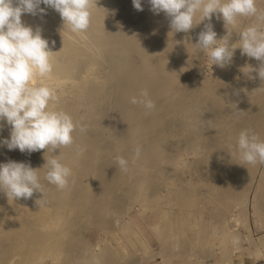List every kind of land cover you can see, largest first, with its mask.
Here are the masks:
<instances>
[{
    "label": "rangeland",
    "instance_id": "1",
    "mask_svg": "<svg viewBox=\"0 0 264 264\" xmlns=\"http://www.w3.org/2000/svg\"><path fill=\"white\" fill-rule=\"evenodd\" d=\"M92 1V0H91ZM95 1H97V0H93V2H95ZM99 1V0H98ZM103 1H107V2H110V3H115V0L113 1H111V0H103ZM117 1H119V0H117ZM116 1V2H117ZM120 1H122V0H120ZM127 1L129 2V1H131V2H129V3H127ZM258 0H256V3H257V5H259V4H261V5H263V6H261V5H259L261 8H262V11H264V3H262V2H264L263 0H261V3H259L260 2V0L257 2ZM92 2V3H93ZM100 2V1H99ZM123 2L126 4V6H128L129 4H131L130 6H128V7H130V11H129V13H130V15L128 14V12H124V10H123V12L126 14V16H123V18L121 17V15H120V20H118L116 23H115V27L117 28V31H116V29H115V27H114V32L116 33H114L115 35H116V37L118 38V40H122V41H119V43L120 42H123V40H124V38H125V35L122 37L121 35H118L117 36V32H119V34H122V33H120L121 32V29L123 30V34H126L127 35V32H129L133 27H136V28H134V29H132L131 30V32H130V35H131V37H130V35L128 34L127 35V37L125 38V39H129V37L130 38H134V35H137V36H135V38L133 39L134 41H135V39L137 40V39H139L138 40V42H140L139 44H135V45H139V46H137V47H139V48H137L138 49V52L140 53L141 51V53L139 54V53H137V51H135V50H137L136 48H132L133 49V51L131 50L130 51V49L129 48H127L128 49V52L130 51V53H126L125 52V54H130L128 57L125 55L123 58L121 57V59L119 60V61H121V63H119V61H118V63H116V61H115V64L113 65L114 66V68H115V70L116 71H118V69L120 68L121 70H122V68L123 67H120V66H122V64H123V61H124V63L125 64H127L125 61H128V64H127V66L125 65H123L124 66V69H123V71H121V73L123 72L124 73V75H122V74H120V75H114V72H116L114 69H112L111 68V66L112 65H110L111 63L113 64V60H112V62L110 63V61H104L103 60V63L104 62H106V63H104V65H102L101 63V61H99V63L98 64H101L100 66H101V68H100V66L99 67H97V65H92V66H88L89 67V69H88V67H87V69H85V67L84 68H81L78 72V74H80L79 76L80 77H83L86 73H87V75H89L88 77H86V75L83 77V78H81L80 80H82L83 82L85 81V83H87V82H89L90 80L91 81H94L95 80V78L96 79H98V80H96L95 82H98L97 84H95V86L93 85V87L92 86H90L91 84H90V82L88 83V84H90V85H88L87 84V88H88V86H90L89 87V89L87 90V88H85V91L87 90L88 92H86L85 93V91L84 92H79L75 87V85L76 84H81V82L82 81H80L77 77H75L76 75H73L72 76V78H71V76L69 77V80H68V77H67V75L66 74H62V73H58V72H55V73H58V74H60V76L58 77V76H56L57 74H55V73H52V72H54V71H52L49 75H47V76H40L39 74H37L36 76H35V78L33 79V81H31L30 82V86H32V87H38V86H47V87H49L50 89H52L53 90V93H54V95L57 97V99L55 100V101H52V102H50V105H49V107L51 108V109H53V110H63V111H65V112H67L68 114H70L71 115V117H73V120L74 121H79V122H81V123H83V124H86L87 125V127H88V129L89 130H91L89 133H87L89 130H87V132L85 133V134H87V135H89V136H91V138L90 139H93V136L91 135V132H93L92 134H94V133H96V134H94V136H96L95 137V139L91 142V144H86V146L88 145V148H90V150L88 149V148H86V146H84V145H82V148H84L85 147V149H88L87 150V152L88 151H90L91 153H93L94 151L96 152V151H98V154H97V158L98 159H95L96 157H94V161L95 162H97L98 160V163H99V165H98V163L96 164L95 162H93V163H95L98 167H96V165L95 164H93L94 165V169L93 170H95L94 171V176L96 177V175H97V177L95 178V180H96V182H95V180H94V183H96L95 185H93L92 184V187L94 188V187H96L95 189H93V188H91V191H92V189H93V191H95V192H91L90 191V193L89 194H87V193H84V194H82V193H79V194H81V197H82V199H84L83 200V204H85V206L84 205H82V203H81V199H78V198H80V197H78V196H80L79 194H77V193H74L75 195H78V196H75V195H72V193L73 192H71V195H69L70 197V199H72V202H73V198L72 197H75V199H76V203L77 204H75V205H72L73 203L71 202V200H70V202L72 203L71 204V208L73 207V206H75V208L77 207L76 205H78V206H83V207H85L84 209H83V207H79V208H76L77 210H79V211H75L74 210V212L72 213V211L73 210H71V212L70 211H68L67 210V205L65 206L64 205V207H66V210H65V208L63 207L62 208V206L60 207V204H59V206L57 205L58 204V201H57V207H55V206H53L52 204H55V203H52V201H51V204H50V201H48L49 203H48V206H47V204H46V206H44L45 205V203H47L46 201L49 199V198H47L45 201H44V199H43V202H44V208H46V210L45 211H47L46 213L48 214H46V213H44V214H46V215H43V217L44 216H49L50 217V219H52V217H54L55 218V216H56V218H55V220L57 221V224H58V220L59 221H62V215L64 214V217H68V218H66L65 219V221L67 220V222H68V224H67V222H59L60 224L61 223H64L63 225L64 226H62V224H61V227L63 228V230H62V232L61 231H59L61 228H59V227H56V221H54V226H52V223H51V226L52 227H55L54 229H56L55 230V232H52V228L50 227V222L48 223V222H46V224H45V227H46V225L49 227L48 228V230L49 229H52V230H47L45 227H44V230L42 229H40V226H39V228H38V232H40L39 231V229L41 230V234L43 235V231H45L44 233H45V236H46V238L45 237H43V238H40V239H38V237L36 238L37 239V241L36 242H34V244H33V242H32V240L30 241V242H32L31 244H30V242H29V244H30V250H31V252H30V250H29V252L27 251L26 252V249H28L29 248V246L27 245L26 246V249H25V251H20V253H19V250H18V253L19 254H15V253H11L10 255H6V257H10V258H6L5 259V256H4V260H6V261H1L2 263H0V264H30L31 262V264H35V263H37V264H54V263H56V261H57V263L56 264H98V262L100 263V264H134V262H137V264H264V244H263V242H262V240L264 239V209H263V205L264 204H262L263 202V198L261 199L260 197H262V196H264V192L262 193V191H264L263 189H264V185H262V184H264V181H262V180H264V164H257V166H255V168L256 169H254V170H257L258 169V172L257 171H255V172H257V173H255V172H253V173H255V175L253 174V175H251L252 177H251V179L253 178V181L254 182H252V180L250 181V187L247 185V190L248 191H250L249 189L251 188V191L250 192H248L247 190H246V188H242L241 187V189H243V190H241L239 187V189L242 191V193H243V191H245L246 190V194H244V197L242 198L241 196L243 195V194H241L240 192L241 191H239V190H235V193H236V191H238L239 192V195L241 194V198L245 201H241V200H239V198L237 199L236 198V196H235V198H233V196H232V199H234V200H231V195H230V199H229V197L227 198L226 196H223V199H222V195H224V193L227 191V189H226V191L224 190V188H223V185H222V178L225 176L224 174H226L229 170H226L227 168H228V166L230 165L231 166V164H232V162L234 161V159H235V161L237 160V161H241V166L244 164H247V163H245L244 161H243V159L241 158V156H239L238 154L239 153H237L236 151H238V146H236V144H237V141H238V133H240L241 131H243V130H245V129H247L248 127V125L249 124H251V126L249 125V128L251 129L252 128V130H254V129H256V131L254 130V132L256 133V132H258V136H259V139L261 140V141H264L263 139V135H264V96L262 95V93H259V94H255V95H253V97H251V95H250V97L248 96V93H247V96H248V98H247V96H246V94H245V92H244V94H245V96L243 95V97L241 96V94H242V92H243V89L241 88L242 86V84L244 83V82H246V80L243 82V79L244 78H246L247 76V74H244L243 75V73L242 72H244V66H246V64H244V66L243 67H241V68H239L238 66H239V64L240 65H243V62H245V63H248V60H247V58H246V56L244 55V57L246 58H244L246 61H244V59L243 58H241L242 56H241V50H239V48L237 49H235L234 50V55H233V58H232V60H231V62L230 63H228L227 64V66L228 67H230L229 69H227V70H229V71H233V73L235 72V70L237 69H244V70H238V72H240L239 74H238V72H235V76L233 77V76H231L230 74V72L228 71V76L230 77L229 79H231V78H237V81L239 82H241L242 84H240V82L239 83H237L236 82V79H235V83H236V85H234L235 83L234 82H232V81H227L226 83H234L233 85H234V87H233V89L234 88H236L237 87V84H239V86H241L240 88L239 87H237L236 89H238L239 88V90H236L238 93H241V94H239L237 97H234L235 98V100H233L234 98L232 97V96H234L232 93H234V91L235 90H231L228 86H230V87H232V84L231 85H225L227 88H228V91L232 94V96L231 97H228V96H230V94L228 95V91H226V93H225V91H224V89H222L223 91L222 92H220V90L218 91L217 90V92H218V94H219V96L221 95V93L223 94V95H225V98H226V96H227V98H232V100H233V102L235 101V103H234V105H233V102L232 103H230L229 104V102L231 101V99L230 100H228V101H226L227 100V98L226 99H224V96H223V98L222 99H224V100H222L221 98H219V96H218V98L219 99H221L222 100V102L220 103V102H218L219 101V99L217 98V97H215V98H217V100L216 101H214L215 102V104H214V107H215V105H216V103H217V107H215V109L216 108H220V109H213L214 107H211V108H209L207 105H208V103L209 102H213V94H215V92L216 91H214V93H213V91H212V93L208 90V94H207V90H206V93H204L205 91L203 90V88H202V85H204V89H205V87H206V85L207 86H209L210 85V83L211 82H213L212 83V85H216V80H219L218 78V76H219V73L221 74V72H220V70H222L220 67V69L218 68H215V65H211V62H210V60L208 59V55H207V53L206 52H203V51H197V50H195V46H194V44L197 42L196 40H197V37H196V39H195V37H193V38H185L184 39V37H183V34H182V32H174V31H172V29H171V27H169V24L170 23H167L168 21H166L169 17H167L166 18V25H168V26H166V29H167V27H168V32H167V30L165 31V34H164V36H162L163 34H161V38H160V36H158V37H156V34H160V33H157L156 31L154 32L155 33V35L151 32V30L152 29H150L151 27L150 26H155V25H158L159 23V21L158 20H160V19H158V18H155V15L156 14H154L153 12H151V6H150V4L148 3V0H143L142 2H144V3H142V8H143V10L142 11H148L147 12V15H145L146 13L144 12H142V11H136V9L134 8V7H132V5H133V2H132V0H123ZM148 4L147 6L145 5V4ZM259 3V4H258ZM125 6V5H124ZM125 6V7H126ZM148 6H150V9L148 8ZM258 6V9L260 8ZM128 7H127V9H128ZM144 8H146V9H144ZM147 8H148V10H147ZM260 8V9H261ZM125 9V8H124ZM259 9V10H260ZM52 11L54 12V9L53 10H48V11H46L47 13H46V18H47V16H48V18H49V20L48 19H46V18H42L43 19V21L44 20H48V21H46V22H49L51 19H53V22H56V19H59V22L61 21L60 20V18L59 17H61V16H59L58 18H56L55 19V17L56 16H58V15H56L55 16V14L54 13H52ZM126 11V10H125ZM128 11V10H127ZM137 13H136V12ZM149 11H150V13H149ZM139 12V13H138ZM51 13V15H52V17H49V16H51V15H48V14H50ZM57 13V12H56ZM123 13V14H124ZM137 15H136V14ZM141 13V14H140ZM154 15H153V14ZM57 14H59V13H57ZM122 14V15H123ZM124 14V15H125ZM133 14V15H132ZM141 16H140V15ZM27 17H31V19H30V21L33 19V16H30V14H29V16L27 15V14H25ZM60 15V14H59ZM128 15V16H127ZM153 15V16H152ZM160 15V14H159ZM45 16H42V17H45ZM133 18H132V17ZM139 16V17H138ZM145 16V17H144ZM134 17H135V19H134ZM148 17V18H147ZM150 17V18H149ZM151 17H154L153 19H154V21L156 22H154L153 21V19L151 18ZM21 18L23 19V21L22 22H24L25 24H26V26H31V25H33L34 27H36L37 26V24H35L34 25V23L32 24V21L34 22L35 20H37L36 18H34V20H32L31 21V23L29 22V20H28V18H25V16H23V14H22V16H21ZM51 18V19H50ZM147 18V19H146ZM240 18V20L242 21H237V23L235 24V25H232V27H233V31H232V27H231V25H229V30L230 31H232V33H234V32H236V33H234V35L233 34H231L232 36L230 37V44H232L233 43V46L234 47H239V40H240V35H239V33L240 32H242L245 28H247L249 25H252V23H254V21L253 20H255V18H252V17H239ZM238 18V19H239ZM28 20V22H25L24 20ZM42 19H40L41 21H42ZM54 19H55V21H54ZM129 19H130V21H129ZM137 19H138V21H137ZM140 19V20H139ZM144 19V20H143ZM142 20V21H141ZM149 20V21H148ZM39 21V20H38ZM37 21V22H38ZM41 21H39V22H41ZM152 21L154 22V24L155 25H153V24H151L152 23ZM36 22V21H35ZM36 22V23H37ZM53 22H51V23H53ZM131 22V23H130ZM169 22H170V18H169ZM259 23H260V26H261V28H264V22L263 21H261V22H263L262 24H261V22L260 21H258ZM27 23H30V25L29 24H27ZM56 23H58V20H57V22ZM55 23V24H56ZM61 23V22H60ZM117 23L119 24V23H121L120 25H121V27H120V25H117ZM130 23V24H129ZM140 23V24H139ZM146 23H149V24H146ZM255 23H256V20H255ZM39 24H41V23H39ZM128 25V27H131V28H128L127 26H124V25ZM131 24H132V26H131ZM135 24H139V25H136V26H134ZM144 26H143V25ZM119 27H117V26ZM130 25V26H129ZM146 25V26H145ZM150 25V26H149ZM237 25V26H236ZM240 25V26H239ZM123 26H124V28H123ZM139 26V27H138ZM247 26V27H246ZM32 27V26H31ZM33 27V28H34ZM38 27V26H37ZM40 27H42V26H40ZM39 27V28H40ZM156 27V26H155ZM143 28V29H142ZM147 30V28H148V30H150V32L149 31H146L145 29ZM200 28H202V26L200 27ZM220 28V27H219ZM228 28V27H227ZM226 28V29H227ZM231 28V29H230ZM35 29V28H34ZM62 29H65V28H62ZM120 29V30H119ZM136 29V30H135ZM138 29H140L139 30V34H135L134 32V35H133V33H132V31H134L135 30V32H137L138 31ZM156 29V28H155ZM169 29H170V32H169ZM218 29V28H217ZM225 29V30H226ZM235 29V30H234ZM237 29V30H236ZM129 30V31H128ZM63 31V30H62ZM65 31H66V29H65ZM64 31V32H65ZM153 31V30H152ZM198 31H202V29H198ZM198 31H196V32H198ZM214 31H215V29H214ZM218 31V33L220 32L219 30H217ZM216 31V32H217ZM228 30H226V32H227ZM230 31H228L229 33H230ZM126 32V33H125ZM142 32H143V34H142ZM200 32H198L197 34H199ZM223 32V31H222ZM225 32V31H224ZM223 32V34L222 33H220V34H222V37L221 36H219L220 34H218L217 33V35L219 36V37H221V38H223L224 37V34L226 33H224ZM227 32V33H228ZM138 33V32H137ZM149 33H150V35H149ZM168 33H169V35H168ZM174 33V34H173ZM226 33V34H227ZM172 34H173V37H171L172 36ZM181 35L182 36V39L184 40H181V37H179V35ZM225 34V35H226ZM140 35H143V36H140ZM149 35V36H148ZM153 35V36H152ZM194 35H195V33H194ZM193 35V36H194ZM129 36V37H128ZM146 36H147V38H146ZM175 36H177V38L175 37ZM191 36H192V34H191ZM234 36V37H233ZM236 36V37H235ZM73 37H75V36H73ZM80 37V40L79 39H77V38H79ZM81 35H79L78 37H76V38H73V39H77V42L79 41L80 43H78V45L80 44V46H82V43L84 42V41H81L82 39H81ZM84 37V36H83ZM121 39H120V38ZM137 37V38H136ZM144 37V38H143ZM158 38V39H160V41H162V42H160L158 39L156 40V38ZM165 37V38H164ZM168 37V38H167ZM85 38V37H84ZM123 38V39H122ZM142 38H143V40H142ZM146 38V39H145ZM172 38V39H171ZM173 38H175L174 40H173ZM179 38V39H178ZM232 38H234L235 40H233ZM89 38H85V40H87V41H89L88 40ZM141 39V40H140ZM174 41L173 43H172V41ZM186 39H188V41H186ZM190 39V40H189ZM220 39V38H219ZM84 40V39H83ZM133 40H131V41H133ZM146 40V41H145ZM167 40H169V44H170V46H169V44L167 45L166 43H165V41H167ZM175 40H178V42L177 41H175ZM87 41L86 42H84L83 44L85 45V46H88L89 44H90V42L87 44ZM126 41L127 40H125L123 43H121L120 45H122L123 44V46L122 47H117V49H119L118 51L120 52V51H122L123 53H124V51H125V49H123V47L125 46V43H126ZM134 41H133V43H134ZM142 41H144V43L142 42ZM76 42V41H75ZM142 42V43H141ZM145 42H147V43H145ZM153 42H154V46H153ZM157 42V43H156ZM159 42V43H158ZM177 42V43H176ZM183 43V44H181V43ZM189 42V43H188ZM235 42H236V44H235ZM149 43V44H148ZM163 43H165V44H163ZM87 44V45H86ZM147 44L149 45V46H147ZM157 44V45H156ZM178 44V45H177ZM84 45H83V47H84ZM119 45V44H118ZM142 45V46H141ZM176 45H177V47H176ZM126 46H127V44H126ZM130 47H132L131 45H129ZM149 47V48H142V49H144V50H146L147 49V51H145V53L143 52V50L140 48V47ZM159 47L158 49V51H159V54L160 55H162V53L164 54V55H162L163 57L165 56L166 57V54L164 53V51L167 53L169 50V54L171 55V56H173L174 57V55H173V53H177V54H179V52L181 53V54H179V55H177L178 57V59H179V61H178V63L180 62V59H181V62H180V64H179V66H177V64H175L176 66L174 67V66H172L174 63L173 62H171L170 60H169V62L172 64H170V63H168L166 60H165V62H167V65L168 64H170L171 66L170 67H174V69L176 68V70L174 71V69L172 68V69H170V70H172V71H170V72H168L169 71V69H167V68H170L169 67V65L166 67V66H162L161 64L163 63V64H165L164 63V61L163 62H161L162 61V58L163 57H159L158 55V51H154V50H157L156 48H154V47ZM161 46V47H160ZM168 46V47H167ZM187 46V47H186ZM128 47V46H127ZM174 47V48H173ZM122 50H121V49ZM154 49V50H151V49ZM162 48V49H161ZM178 49L177 51H176V49ZM116 49V50H117ZM126 49V50H127ZM141 49V50H140ZM169 49V50H168ZM175 49V50H174ZM140 50V51H139ZM160 50H162V53H161V51ZM164 50V51H163ZM118 51L116 52V53H118ZM134 51H135V53H134ZM153 51V52H152ZM176 51V52H175ZM189 51H191L192 52V54L189 52ZM115 52V51H114ZM173 52V53H172ZM184 52V53H183ZM238 52V53H237ZM116 53H114L113 55H117ZM121 53V52H120ZM142 53H143V55H142ZM152 53V54H151ZM195 54V56H194V54ZM119 55V54H118ZM117 55V56H118ZM124 55V54H123ZM149 55H151V58H149ZM170 55H169V58L168 59H170ZM175 55V56H176ZM120 56H122V55H120ZM132 56V57H131ZM135 56V57H134ZM181 56H182V58H181ZM115 56H113V58H114ZM119 57V56H118ZM117 57V58H118ZM154 57V58H153ZM168 57V56H167ZM184 57V58H183ZM189 57V58H188ZM117 58H114L115 60H117ZM120 58V57H119ZM118 58V59H119ZM125 58H127V60L125 59ZM130 58V59H129ZM133 58L135 59L136 58V61L135 60H133ZM148 58V59H147ZM161 58V59H160ZM186 58V59H185ZM195 58V59H194ZM149 59H152V61L151 60H149ZM167 59V58H166ZM167 59V60H168ZM243 60V62H242V60ZM130 60H132L134 63H132ZM154 60H155V62H154ZM173 60L175 61V63H177V61H176V59L175 58H173ZM240 62H239V61ZM130 61V62H129ZM156 61H158V63H160V64H157V62ZM184 61H185V63H184ZM233 61V62H232ZM101 62V63H100ZM107 62H109V63H107ZM145 62H146V64H147V66H149V67H147L146 65H145ZM150 62V63H149ZM152 62H153V64H152ZM186 62H188V64L186 63ZM192 62H194V64L192 63ZM239 62V63H238ZM131 63V64H130ZM138 65H137V64ZM183 63V64H182ZM237 63V64H236ZM242 63V64H241ZM119 64H121L120 66H119ZM133 64H134V66H133ZM186 64V65H185ZM232 64V65H231ZM107 65H109L108 67H106ZM118 65V66H117ZM194 65H196V66H194ZM234 65H236V66H234ZM248 65V64H247ZM95 66V67H94ZM103 66V67H102ZM107 68H105V67ZM112 66V67H113ZM116 66V67H115ZM132 66V67H131ZM144 66V67H143ZM166 67V70H167V72H166V70H164V72H162V70L164 69H162V67ZM192 66H194V67H196V68H192L191 69V67ZM227 66H225V67H227ZM96 69H94V68ZM119 67V68H118ZM125 67H128V68H126L125 69ZM134 68V70L133 69H131V68ZM151 67V68H150ZM156 67H158V68H156ZM184 67V68H183ZM217 67V66H216ZM227 67V68H228ZM236 69H235V68ZM91 68V69H90ZM108 68H110V69H108ZM117 68V69H116ZM142 68V69H141ZM148 68V69H147ZM187 68H190V70L189 69H187ZM247 68V67H246ZM249 68V67H248ZM247 68V69H248ZM83 69H85V70H83ZM159 69V70H158ZM193 69H195V70H193ZM214 69H215V71H214ZM225 69V68H224ZM223 69V70H224ZM87 70L88 71H92V72H87ZM110 70H113V71H110ZM149 70H150V72H149ZM153 70V71H152ZM184 70V71H183ZM227 70H226V73H227ZM236 70V71H237ZM81 71V72H80ZM83 71V72H82ZM84 71H85V73H84ZM97 71V72H96ZM126 71H128V72H126ZM131 71H133V72H131ZM159 71V72H158ZM173 71H174V73H173ZM176 71H178V72H176ZM217 71V72H216ZM231 71V72H232ZM112 74H111V73ZM119 72V71H118ZM134 72H136V73H134ZM143 72V73H142ZM145 72V73H144ZM157 72V73H156ZM163 74H162V73ZM181 72H183V73H181ZM190 72H192V73H190ZM196 72V73H195ZM197 72H198V74H197ZM215 72H216V74H218V76H214L213 77V75H215ZM219 72V73H218ZM246 72H248V70H245V72L244 73H246ZM84 74L83 76H82V74ZM99 73V74H98ZM110 73V74H109ZM133 73V74H132ZM148 73V74H147ZM169 75H168V74ZM173 73V74H172ZM232 73V74H233ZM238 75H237V74ZM55 74V75H54ZM78 74H77V76H78ZM92 74V75H91ZM94 74V75H93ZM116 74H119V73H116ZM126 74V75H125ZM127 74H128V76H127ZM130 74H132V76L130 75ZM167 74V75H166ZM176 74V75H175ZM189 74V75H188ZM63 75H65V76H63ZM91 75V76H90ZM98 75V76H97ZM104 75H107V76H104ZM108 75H110V76H108ZM130 75V76H129ZM146 75V76H145ZM151 75H152V77H151ZM158 75V76H157ZM160 75V76H159ZM242 75L243 76H245V77H243V79H241V77H242ZM49 76V77H48ZM52 76V77H51ZM54 76H56V77H54ZM78 76V77H79ZM92 76H94V78L93 79H91L90 77H92ZM96 76V77H95ZM103 76V77H102ZM143 76V77H142ZM145 76V77H144ZM156 76V77H155ZM170 76V77H169ZM193 76V78L194 79H196V80H194L193 78H191ZM48 77V78H47ZM61 77H66V79L64 78H61ZM75 77V80L73 79ZM107 77V78H106ZM111 77V78H110ZM115 78V80L116 81H112V78ZM118 77H121V79L119 78L118 79V81H120V82H118L117 83V78ZM188 77V78H187ZM217 79H216V78ZM51 78V79H50ZM54 78V79H53ZM56 78V79H55ZM60 78V79H59ZM71 78V79H70ZM76 78L78 79V80H76ZM86 78V79H85ZM100 78H102V79H100ZM109 78H110V80H109ZM113 78V79H114ZM139 78V79H138ZM141 78H143V79H141ZM146 78V79H145ZM163 78V79H162ZM167 78V79H166ZM183 78H184V80H183ZM187 78V79H186ZM192 79V81L195 83L196 82V85L197 84H199V85H201V88L200 87H198L199 88V90H197V92H199V93H197L196 92V94L195 95H197L195 98L197 99V101L195 100V98H194V101H192V102H194V103H192V105H191V103H189V102H191L190 101V99L191 100H193V97H191V95H190V97L191 98H189V97H187L188 95H189V93H190V86L192 85V82L189 80V79ZM213 78L215 79V82L214 81H211V80H213ZM238 78L240 79V80H238ZM63 81H62V80ZM84 79V80H83ZM106 79V80H105ZM160 79V80H159ZM72 80V82L70 83V81ZM89 80V81H88ZM104 80V81H103ZM107 80L109 81V83L107 82ZM131 80V81H130ZM161 80H163V81H161ZM173 82H172V81ZM189 80V82H191V83H189L188 82V84H186V81H188ZM199 80V81H198ZM204 81V80H206V81H204V84L202 83V82H200V81ZM210 80V81H209ZM226 80V79H225ZM233 80V79H232ZM73 81L76 83H74V86L72 85L73 84ZM79 81V82H78ZM101 83H100V82ZM124 82V83H122V82ZM197 81H198V83H197ZM44 82V83H43ZM49 82V83H48ZM58 82V83H57ZM63 82V83H62ZM69 82V83H68ZM114 82V83H113ZM158 82V83H157ZM177 82V83H176ZM179 82H183L182 83V85H181V83H179ZM185 82V83H184ZM205 82H208L207 84L205 83ZM68 83V84H67ZM111 83V84H110ZM133 83V84H132ZM151 83H153V84H151ZM157 83V84H156ZM180 85H179V84ZM201 83V84H200ZM44 84H46V85H44ZM79 84V85H80ZM99 84V85H98ZM100 84L102 85V86H100ZM106 84V85H105ZM120 84H122V85H120ZM126 84V85H125ZM136 84V85H135ZM155 84V85H154ZM178 84V85H177ZM184 84V85H183ZM206 84V85H205ZM71 85H72V87H71ZM116 85V86H115ZM152 85V86H151ZM175 85H176V87H175ZM185 85H187V87H190V88H188L189 90V93H187V88L185 87ZM199 85H197V86H199ZM69 86V87H68ZM97 86V87H96ZM120 86V87H119ZM126 86V87H125ZM156 86V87H155ZM236 86V87H235ZM100 87V88H99ZM105 87V88H104ZM112 87V88H111ZM125 87V88H124ZM151 87V88H150ZM159 87V88H158ZM178 87H182L181 89H183L181 92L179 91V90H177L178 89ZM226 87H224V88H226ZM108 88V89H107ZM111 88V89H110ZM136 88V89H135ZM147 89L148 91H149V94H150V98L153 100V98L155 99V101H154V103H156V109H154V110H156V112H160V113H156L154 110H152L151 112H155L156 114H153V115H156V116H154V117H152L154 120L152 121H150V119H148L152 124H150V126L152 127V125H153V127L151 128L150 126H149V128L150 129H147L146 127H147V125H145L146 123L144 122L145 120H146V118H148V117H144L143 116V114L144 115H146V116H149V118H150V115L152 116V113L150 112L149 114L150 115H147L146 113H143L142 112V110H143V107H141V111L139 110L140 109V107L138 106V105H136L137 106V110L138 111H136V107H133V105H132V103H130L131 104V106L130 107H128L129 106V102L128 101H130L131 100V98L133 97V96H137L138 95V93L142 90V89ZM197 88V89H198ZM226 88V89H227ZM74 89V90H73ZM95 89V90H94ZM97 89V90H96ZM139 89V90H138ZM157 89H158V91H157ZM186 89V90H185ZM207 89V88H206ZM242 89V92H240V90ZM75 90H77V91H75ZM94 90V91H93ZM116 90H118V91H116ZM125 90H127L126 91V93L124 92L123 93V91ZM172 90V91H171ZM175 90H176V92H175ZM185 90V92H183ZM204 91V92H201V91ZM90 91H93V93L91 92L90 93ZM96 91V92H95ZM104 91V92H103ZM115 91V92H114ZM130 91H132V93L130 92ZM136 91V92H135ZM159 91H160V93H159ZM177 91H178V94H176L177 93ZM63 92V93H62ZM69 92V93H68ZM72 92H74L76 95H77V93H78V95H77V98H75L76 97V95L74 94V93H72ZM138 92V93H137ZM155 92V93H154ZM166 92V93H165ZM180 92V93H179ZM183 92V93H182ZM216 92V93H217ZM82 93V94H81ZM85 93V94H84ZM120 93H122L121 95H120ZM131 94L130 96L128 95V94ZM159 93V94H158ZM185 93V94H184ZM202 93H204V94H202ZM238 93H235V94H238ZM73 94L75 95V96H73ZM87 94V95H86ZM119 94V95H118ZM124 94H126V95H128L127 97H126V99H124ZM135 94V95H134ZM180 94H183V95H185V97L187 98V100H188V98H189V100L187 101L186 100V98L183 96V95H180ZM191 94V93H190ZM205 94H207V96H209V95H211V96H209V98L211 99V97H212V99H211V101H209L207 98H206V96H205ZM250 94V93H249ZM264 94V93H263ZM62 95V96H61ZM257 95V96H256ZM258 95H260V96H258ZM79 96H81V97H79ZM85 96V97H84ZM116 96V97H115ZM119 96L121 97V98H119ZM178 96V97H177ZM181 96V97H180ZM214 96H216V95H214ZM236 96V95H235ZM262 96V97H261ZM100 97V98H99ZM106 97V98H105ZM169 97V98H168ZM175 97V98H174ZM183 97V98H182ZM200 97H201V99H200ZM203 97H204V101H203ZM247 98V100H245L244 101V99L243 98ZM114 98V99H113ZM118 98V99H117ZM130 98V99H129ZM159 98V99H158ZM174 98V99H173ZM182 99V102L180 103V101H181V99ZM185 98V99H184ZM206 98V99H205ZM251 98V99H250ZM260 98H262V101H261V99ZM81 99H83V101H81ZM87 101H86V100ZM104 99V100H103ZM112 99V100H111ZM119 101L118 102V104L119 103H121L120 104V108L123 110L122 112H121V109H120V111H119V107H118V104H117V101ZM157 99V100H156ZM239 99V100H238ZM257 100V102L256 101H254V100ZM63 100V101H62ZM65 100V101H64ZM73 100V101H72ZM122 100H124L123 101V103H122ZM160 100V101H159ZM178 100V101H177ZM180 100V101H179ZM184 100L188 103V104H190V105H188L186 102H184ZM207 100V101H206ZM215 100V99H214ZM220 100V101H221ZM242 100V101H241ZM250 102H249V101ZM61 101V102H60ZM98 101V102H97ZM101 101H102V103H101ZM112 101V102H111ZM157 101V102H156ZM166 101H168V102H166ZM170 101V102H169ZM206 101V102H205ZM226 101V102H225ZM243 102L244 103V105H243V103H241V102ZM64 102V103H63ZM66 102V103H65ZM74 102V103H73ZM89 102V103H88ZM110 104H109V103ZM116 102V103H115ZM128 102V103H127ZM161 102V103H160ZM172 102L174 103V104H172ZM178 102V103H177ZM198 102V103H197ZM208 102V103H207ZM213 102V103H214ZM249 102V103H248ZM261 102V103H260ZM77 103V104H76ZM126 103H127V105H126ZM157 103H160L159 105H161L160 107H158V104ZM165 103V104H164ZM177 103V104H176ZM203 103H205L204 105H203ZM207 103V104H206ZM225 103V104H224ZM255 104V105H253V104ZM259 103V104H258ZM67 104V105H66ZM93 104V105H92ZM103 104V105H102ZM112 104V105H111ZM114 104V105H113ZM124 104V105H123ZM196 104V105H195ZM210 105L209 106H212L213 104L212 103H209ZM223 104V105H222ZM227 104V105H226ZM241 104L243 105V106H241ZM258 104V105H257ZM101 105V106H100ZM166 105V106H165ZM179 105V106H178ZM205 105L207 106L206 108H205ZM222 105V106H221ZM238 105V106H237ZM252 105V106H251ZM76 106V107H75ZM105 106H106V108H105ZM112 106H113V109H112ZM121 106H124V107H126V108H124V107H121ZM135 106V105H134ZM177 106V107H176ZM186 106V107H185ZM188 106V107H187ZM225 107V109H224V107ZM234 106H235V109H234ZM239 107V108H237V107ZM241 106V107H240ZM100 107V108H99ZM118 107V108H117ZM133 107V108H132ZM184 107V108H183ZM205 109H207V110H205ZM251 107V108H250ZM254 107V108H253ZM59 108V109H58ZM76 108V109H75ZM78 108V109H77ZM115 108H116V110H115ZM159 108V109H158ZM208 108H209V110H208ZM237 108V109H236ZM249 108L251 109L250 111H249ZM259 108H262V109H259ZM99 109V110H98ZM104 109V110H103ZM108 109V110H107ZM127 109V110H126ZM135 109V110H134ZM172 109H173V111H172ZM182 109V110H181ZM184 109V110H183ZM203 109V110H202ZM215 110V112L213 111V110ZM241 109V110H240ZM256 109V110H255ZM78 110V111H77ZM118 110V111H117ZM145 110V109H144ZM160 110V111H159ZM164 110H165V112H164ZM175 110V111H174ZM205 110V111H204ZM211 110H212V112H214V113H212L211 114ZM219 110H221V111H219ZM223 110V111H222ZM253 110V112H251ZM257 110H260V112L262 113L263 112V114H261L259 111H257ZM103 111V112H102ZM105 111H107V113L105 112ZM133 111H134V114H133ZM136 111V112H135ZM140 111V112H139ZM167 111V112H166ZM170 111H172L171 113H170ZM182 111V112H181ZM208 111V112H207ZM257 111V112H256ZM104 112H105V114H104ZM117 112V113H116ZM128 113V115L129 116H126L127 114H125V115H122L123 113ZM130 112V113H129ZM145 112H146V110H145ZM153 112V113H154ZM161 112H163V113H161ZM176 112H178V114L176 113ZM210 112V113H209ZM260 114H259V113ZM79 113V114H78ZM83 113V114H82ZM100 113V114H99ZM116 113V114H115ZM132 113V114H131ZM135 113H137V114H135ZM139 113V114H138ZM170 113V114H169ZM176 113V114H175ZM180 113V114H179ZM200 113V114H199ZM201 113H202V115H201ZM243 115H242V114ZM245 113V114H244ZM115 114V115H114ZM141 114V115H140ZM163 114V115H162ZM165 114V115H164ZM174 114V115H173ZM199 114V115H198ZM250 114H254V117H256V116H258V117H256V118H252V116L250 115ZM255 114H257V115H255ZM114 115V116H113ZM116 115H117V118H115L116 117ZM118 115H122L123 117L124 116H126L125 118H123V117H119ZM159 115V116H158ZM176 115V116H175ZM198 115V116H197ZM210 115V116H209ZM212 115V116H211ZM247 115V117H245ZM249 115H250V117H249ZM91 116V117H90ZM101 116V117H100ZM105 116V117H104ZM110 116V117H109ZM114 118H113V117ZM140 116V119L139 118H135V117H139ZM142 116H143V118H144V120L142 121ZM165 116V117H164ZM167 116V117H166ZM178 116V117H177ZM198 117V119H199V121H198V119H197V117ZM200 116L202 117L201 119H200ZM240 116V117H239ZM242 116H244V117H242ZM88 117V118H87ZM104 117V118H103ZM119 117V118H118ZM206 117V119H204ZM211 119H210V118ZM249 117V118H248ZM112 118V119H111ZM127 118H130V119H132L133 120V122L134 123H130V122H132V121H130L129 119H127ZM156 118V119H155ZM170 118H172V120L170 119ZM174 118V119H173ZM208 118V119H207ZM237 118H239V119H237ZM241 118V119H240ZM243 118V119H242ZM252 118V119H251ZM258 118V119H257ZM83 119V120H82ZM103 119V120H102ZM117 119H127V121H123V120H121L124 124H122L121 123V121L120 120H118L117 121ZM139 119V120H138ZM181 119V120H180ZM204 119V120H203ZM227 119L229 120V122H226L227 121ZM244 119H245V121H244ZM248 119H250V120H248ZM261 119H263V120H261ZM87 120H89V121H87ZM96 120V121H95ZM98 120V121H97ZM100 120V121H99ZM111 120H113V121H111ZM175 120V122H172V121H174ZM207 120V122H205ZM212 120V121H211ZM223 120L226 122H223ZM240 120V121H239ZM253 120V121H252ZM258 120V121H257ZM114 121L116 122V123H114ZM130 121V122H129ZM197 121V122H196ZM211 121V122H210ZM247 121H249V122H247ZM255 121L257 122V124L255 123ZM104 122V123H103ZM120 123V126H119V124L118 123ZM143 122V123H142ZM153 122H154V124H153ZM167 122H169V123H167ZM201 122V123H200ZM241 122V123H240ZM252 122V123H251ZM259 122H260V124H259ZM101 123L103 124V125H101ZM114 125H113V124ZM128 125H127V124ZM139 123V124H138ZM163 123V124H162ZM173 123H174V125H173ZM181 123V124H180ZM183 123H184V125H186V126H184L183 125ZM190 123H194V124H190ZM210 123V124H209ZM236 123H238L237 124V126H236ZM254 123V124H253ZM92 124V125H91ZM135 125L134 126V129L135 128H137L139 131V133H136V135L134 134V132H137V130H134L132 127V125ZM145 125V126H142L143 127V129H142V133H141V125ZM147 124H149V123H147ZM169 124V125H168ZM178 124V125H177ZM191 126H190V125ZM218 124V125H217ZM259 124V125H258ZM262 124V125H261ZM94 125H95V128H93L94 127ZM115 125H117V127L115 128ZM122 125H125V126H123V128H122ZM155 125H156V127H158V128H156L155 127ZM163 125V126H162ZM181 125H182V127H181ZM193 125H194V128H193ZM199 125H200V127H199ZM202 125H206V128H205V126L204 127H202ZM211 127H210V126ZM229 125V126H228ZM92 126V127H91ZM98 126V127H97ZM114 126V127H113ZM127 126H130V128L129 127H127ZM168 126V127H167ZM172 126H173V128H172ZM174 126L176 127V128H174ZM184 126V127H183ZM214 126V128H213V130H212V127ZM223 126V127H222ZM236 128H235V127ZM243 126V127H242ZM254 126V127H253ZM261 126V128H259ZM263 126V127H262ZM10 126H8L7 124H6V126H4V128H3V130L2 131H0V139H7V138H9L10 137V128H9ZM125 127V128H124ZM146 129H145V128ZM165 127V128H164ZM171 127V128H170ZM177 127H181L182 128V132H179V130H181V128L179 129V130H176L177 129ZM188 127V129H186ZM219 127V128H218ZM226 127V128H225ZM230 127V128H229ZM258 127V128H257ZM7 128H8V130H7ZM99 128V129H98ZM114 128V129H113ZM155 128V129H154ZM160 128H162V129H160ZM186 129L187 130V132H186V130L184 131L183 129ZM208 128V129H207ZM229 128V129H228ZM233 130H232V129ZM235 128V129H234ZM240 129V130H238L239 132H237L236 130L237 129ZM245 128V129H244ZM98 129V130H97ZM121 130L120 132H119V130ZM126 129V130H125ZM131 129H133V130H131ZM146 130V131H144L143 132V130ZM197 129V130H196ZM200 129V130H199ZM225 129V130H224ZM5 130V131H4ZM93 130V131H92ZM94 130H97V131H94ZM125 132H124V131ZM147 130H149V131H147ZM158 130H160V131H158ZM165 130V131H164ZM173 130V131H172ZM190 130V131H189ZM203 130H205V131H203ZM208 130V131H207ZM217 130V131H216ZM232 130V131H231ZM9 131V132H8ZM123 131V132H122ZM194 131H196V132H194ZM198 131V132H197ZM203 131V132H202ZM225 131L226 132H228L229 131V133H225ZM97 132H100V133H97ZM157 132V133H156ZM159 132H160V134H159ZM163 132V133H162ZM177 132H179V133H181V134H177ZM184 132H185V134L186 133H188L189 134V132L191 133V134H195V133H202V134H204L203 136H205V135H207L208 137H212V138H209L210 139V141L212 142V144H210V141H208V138H207V136H205V137H203V136H201L202 134H198V135H196V136H201V139H202V137H203V139L202 140H200V139H198V138H200V137H195V135L193 134L192 136H190V134L187 136V135H184ZM193 132V133H192ZM207 132V133H206ZM212 132V133H211ZM217 132H221V134L222 135H220L219 133H217ZM4 133V134H3ZM116 133V134H115ZM128 133V134H127ZM133 133V134H132ZM146 133H148V134H146ZM173 133L174 134H177L176 136H174L173 135ZM232 133H235V134H233V136H232ZM259 133H261V135L259 134ZM101 134V135H100ZM127 134V135H126ZM131 134L132 135H134V136H132L131 137ZM140 134V135H139ZM141 134H142V137H144V134L146 135L145 136V139H143L142 137H141ZM155 134V135H154ZM166 134V135H165ZM215 134V135H214ZM224 134V135H223ZM229 134H230V137H226V135L227 136H229ZM263 134V135H262ZM99 135V136H98ZM121 137H120V136ZM137 135H139L140 136V142H139V140L138 141H136V138H134L135 140H132V138L133 137H137V138H139V136H137ZM217 135H218V137H217ZM235 135V136H234ZM7 138H6V137ZM9 136V137H8ZM126 136V137H125ZM128 136V137H127ZM129 136L131 137L130 139H129V141L130 140H132V141H135L137 144H142V146L143 147H145V148H143V150L144 149H146L145 151H142V154H141V156H140V158H135V156H134V150H133V148H134V145L136 144H130V146L128 145V141H126V139L128 140V138H129ZM160 136V137H159ZM161 136H164L165 137V140L162 138L161 139ZM166 136H167V138H166ZM172 136H173V139L171 140V138H172ZM213 136L215 137V138H217L219 141H217V139H214L213 138ZM124 137V138H123ZM156 137H157V139H158V137L161 139H159V140H157V142H156ZM171 137V138H170ZM184 137H186V140L185 141H183L184 140ZM96 138H97V141H96ZM115 138V139H114ZM192 138H193V140H192ZM196 138V139H195ZM206 138H207V140H206ZM233 138V139H232ZM119 139V140H118ZM125 139V140H124ZM214 139V140H213ZM226 139H227V141H226ZM236 139V140H235ZM155 140V141H154ZM171 140V141H170ZM182 140V141H181ZM190 140V141H189ZM200 140V141H199ZM214 141V143H213V141ZM229 140H233V141H230L229 142ZM97 143H96V142ZM116 141H118V143L116 142ZM122 141H126V142H122ZM160 141V142H159ZM192 141L194 142V143H192ZM131 142V141H130ZM139 142V143H138ZM185 143L186 142V144L188 145V148H185L186 146H184V145H182L183 143ZM191 142V144H192V146H191V144H189ZM203 142H205V143H203ZM207 142H209V143H207ZM218 142V143H217ZM223 142V143H222ZM94 143H96V144H94ZM113 143V144H112ZM124 145H123V144ZM126 143V144H125ZM132 143V142H131ZM146 143H147V146H146ZM159 143V144H158ZM182 143V144H181ZM200 143V144H199ZM217 143V144H216ZM219 143H221L220 145H219ZM120 146H119V145ZM175 144H180V146H184V148L185 149H183V148H181L180 147V149L177 147V145L176 146H173V145H175ZM185 144V145H186ZM202 144H205L206 146L207 145H209V146H207V147H212L214 144H216V146L214 147H212V148H207V147H205V145L204 146H201ZM227 144V145H226ZM231 144H233V145H231ZM93 145H94V147H93ZM116 145H118V146H116ZM158 145V146H157ZM163 145V146H162ZM212 145V146H211ZM90 146H92V148H93V152H92V149H91V147ZM96 146V147H95ZM100 146V147H99ZM116 146V147H115ZM200 146V147H199ZM221 146V147H220ZM236 148H234V147ZM4 147H5V149H4ZM81 147V146H80ZM135 147H136V145H135ZM151 147V148H150ZM156 147V148H155ZM175 147V148H174ZM196 147V148H195ZM230 147H232V149L230 148ZM0 148H2L1 146H0ZM95 148V149H94ZM131 148V149H130ZM160 148V149H159ZM177 148H178V150H177ZM216 148V149H215ZM3 151H6V152H8L9 150L8 149H6V146H3ZM100 149V150H99ZM159 149V150H158ZM170 149H172V150H170ZM181 149H183L182 151H181ZM218 149V150H217ZM228 149V150H227ZM231 149V150H230ZM2 150V149H1ZM150 150V151H149ZM174 150H177L178 151V153L180 152L181 154H179V155H177L178 153H177V151H174ZM180 150V151H179ZM211 150V151H210ZM213 150V151H212ZM226 150V152H224ZM233 150H235L234 151V153H235V156H234V153H233ZM13 151L14 150H12V151H9V153H13ZM18 151V150H17ZM117 151V152H116ZM162 151V152H161ZM174 151V152H173ZM218 151V152H217ZM15 152V151H14ZM95 152L93 153V154H91V153H89L88 155L90 156V154H91V156L92 157H89L88 156V158H90V160L92 159L93 160V156H96V154H95ZM131 153V154H130ZM144 153V154H143ZM218 153V154H217ZM227 153V154H226ZM230 153V154H229ZM128 154V155H127ZM150 154V155H149ZM159 154V155H158ZM209 154V155H208ZM126 155V156H125ZM229 155V156H228ZM116 156H123L127 161H128V171L127 172H122L121 170H118V169H120V168H118L119 167V165H118V163H117V161H116V159H115V157ZM207 156H208V158H207ZM216 156V157H215ZM224 158H223V157ZM231 156H232V158H231ZM233 156H234V159H233ZM105 157V158H104ZM145 157V158H144ZM218 157V158H217ZM227 157V158H226ZM229 157V158H228ZM236 157V158H235ZM238 158V159H237ZM240 158V159H239ZM219 159V161H217ZM227 159V160H226ZM233 159V161L231 162L230 160H232ZM97 160V161H96ZM106 160H107V163H106ZM110 160V162H108ZM212 160V161H211ZM225 160V161H224ZM115 161V162H114ZM234 161V162H235ZM92 162V161H91ZM105 162V163H104ZM113 162V163H112ZM217 162V163H216ZM229 162V163H228ZM109 163H110V165H112L113 167L115 166L117 169L115 170L116 171V173L114 172H112L113 173V175H115V179H117L118 180V178L117 177H119V179L120 180H122L123 179V177H124V179H123V181H117V182H119V183H116L115 184V179H114V176L112 177V175L110 176L111 178H112V181H111V179L109 180L108 178H109V176L107 175V177H106V179L107 180H109V181H107L106 179H104L105 177H104V175H105V173L104 174H102L101 172H103V170L104 171H106L107 169H108V172H109V174L111 173L109 170H111V169H109L110 167H112V166H107V168L105 167V165L107 164V165H109ZM116 165H118V166H116ZM231 163V164H230ZM236 163V162H235ZM92 164V163H91ZM92 165V166H93ZM132 165V166H131ZM223 165H225L224 167H223ZM226 165H228L227 167H226ZM244 165L242 166V168L244 167ZM105 167L106 168V170H105V168L104 169H102L103 167ZM177 166V167H176ZM221 166V167H220ZM229 166V167H230ZM96 167V168H95ZM100 167V169H98ZM109 167V168H108ZM173 168H175V170L173 169ZM176 168H177V170H176ZM178 168H179V170H178ZM132 169V170H131ZM99 171L98 172V174H96L95 175V172L96 171ZM112 170H113V168H112ZM138 170V171H137ZM219 170V171H218ZM223 172H222V171ZM225 170L227 171L226 173H224L225 172ZM101 171V172H100ZM134 171H136V172H134ZM142 173H141V172ZM177 171V172H176ZM107 172V171H106ZM107 172V173H108ZM130 172H133V175H136V176H133L132 175V173L131 174H128V173H130ZM180 172V173H179ZM182 172V173H181ZM220 172H222V174L220 173ZM97 173V172H96ZM111 173V174H112ZM122 173V174H121ZM127 173V174H126ZM141 173V174H140ZM118 174V175H117ZM143 174H145V175H143ZM146 174H147V176H148V178L146 177ZM149 174V175H148ZM178 174V175H177ZM126 175V176H125ZM132 176V177H130V176ZM138 175H139V179H140V177H141V181L142 180H146V179H152L154 182V184L153 183H149L150 185L152 184V185H154L153 187L152 186H149V188H148V186L147 185H145V186H147L146 188H143V187H145V186H143L142 185V182L138 179V178H136V177H138ZM177 175V176H176ZM179 175H181V176H179ZM106 176V175H105ZM128 176V177H127ZM150 176V177H149ZM153 176H156L155 178H152ZM157 176H159L158 177V179H157ZM179 176V177H178ZM219 176H221V177H219ZM223 176V177H222ZM255 176V177H254ZM126 177L127 178H130V179H127V180H129L128 182L125 180L126 179ZM102 178V179H101ZM122 178V179H121ZM132 178H134V179H132ZM142 178H145V179H142ZM215 178H216V180H218L217 182H216V180H215ZM218 178V179H217ZM225 178V177H224ZM261 178V179H260ZM155 179H156V182H155ZM162 181V179L165 181H160V180ZM166 179H167V181H166ZM208 179V180H207ZM213 179V180H212ZM115 182H114V181ZM137 180H139L140 182H141V184L137 181ZM179 180V181H178ZM181 180V181H180ZM201 180V181H200ZM207 181V183H206V181ZM125 181V182H124ZM135 183H134V182ZM144 181H143V183H144ZM147 181V180H146ZM157 181H158V183H157ZM185 181H187V182H185ZM190 183H189V182ZM192 181V182H191ZM198 183H197V182ZM220 181V182H219ZM103 182V183H102ZM108 182H109V184H108ZM111 182H113V183H111ZM174 182V183H173ZM183 183V184H181V183ZM196 182V183H195ZM121 183V184H120ZM126 183V184H125ZM128 183H130V184H128ZM134 183V184H133ZM163 183V184H162ZM185 183V184H184ZM212 183H214V184H212ZM254 183V184H253ZM258 183L262 186V190H261V192H260V189H261V187H259L258 188V186H260V185H258ZM133 184V185H132ZM135 184H136V186H138V184H140L141 186H142V190L143 191H145V189H146V191L145 192H142V194H144L145 193V196H148V194H150V192H151V194L150 195H152V196H148V199H150V198H152L153 200H151V201H155V199H156V202H160L162 205H160V203L157 205V206H159V208L160 209H158V207H156V206H154V205H150V204H148V205H150V207L149 206H147V202L145 203V202H143V201H145L144 199H145V196H143L142 194H141V192H139V193H137V190H134L135 189ZM148 184V185H149ZM159 184V186H157ZM177 184H179V186L177 185ZM192 184H194V185H192ZM197 184V185H196ZM200 184V185H199ZM221 184V185H220ZM249 184V183H248ZM130 189H127V187ZM129 185V186H128ZM164 185H165V187H164ZM177 185V186H176ZM183 185V187H180V186H182ZM196 185V186H195ZM213 185V187H211ZM220 185V186H219ZM251 185H252V187H251ZM105 186H107V187H105ZM111 186V187H110ZM115 186V187H114ZM122 186V187H121ZM132 186H134V188L132 189ZM140 186V187H141ZM161 186H162V188H161ZM216 186V188H217V190H216V188H214ZM114 187V188H113ZM117 187V188H116ZM140 187H137V188H139V189H141ZM150 187H152V188H154V187H156V188H154V189H150ZM158 187V188H157ZM176 187H178V189L180 190V192H178L179 190L176 188ZM185 187H186V191L184 192V193H195V195H194V193L192 194L193 195V197H192V199H193V206L196 204V208L194 209V207H188V208H190V210L188 211V209H186V210H182L183 208H182V206H181V204L179 203V201H177L178 200V195H181V191H184L185 190ZM189 189H188V188ZM191 187V188H190ZM198 189H197V188ZM218 187H219V190H218ZM100 188V189H99ZM110 188V189H109ZM183 188V189H182ZM193 188V189H192ZM223 189V190H220V189ZM249 188V189H248ZM107 189H108V191L109 190H113L112 192L111 191H107ZM158 189V190H157ZM175 189H176V191H175ZM188 189V190H187ZM195 189V191H193L192 192V190H194ZM52 189H50V191L49 192H53V193H50V198H52V196L54 197H57L58 195H57V193L56 192H54V190H52ZM102 190V191H101ZM105 190H106V192H105ZM125 190L127 191V192H125ZM132 190H134L135 191V193H134V191H132ZM148 190H150V192L148 191ZM157 190V191H156ZM229 190V189H228ZM99 191H100V193H99ZM116 191V192H115ZM131 191L133 192V197H132V193H131ZM153 191V192H152ZM188 191H190V192H188ZM210 191V192H209ZM217 191H219V192H217ZM225 191V192H224ZM1 192V194H3V197H5L4 195L6 194H4V193H2V190L0 191ZM130 192V193H129ZM148 192V193H147ZM155 192V193H154ZM157 192V193H156ZM174 192V193H173ZM227 192H229V191H227ZM225 193V195H228V193ZM247 192L249 193V194H247ZM258 192H260V193H262V194H259V195H261L260 197L257 195L258 194ZM55 193H56V195H55ZM92 193H94V194H92ZM104 195H102V194ZM116 193V196L114 195ZM125 193H127V194H125ZM139 194V195H137V194ZM212 193V194H211ZM216 193V194H215ZM221 193V194H220ZM51 194H53V195H51ZM85 194H86V199L87 200H85V197H83L82 195H84L85 196ZM147 194V195H146ZM174 196H173V195ZM177 194V199H174L175 198V195ZM90 195H92V196H90ZM107 195H109V196H107ZM128 197H126V196ZM131 195V196H130ZM238 194H237V196H239ZM245 195H248V196H246V198H245ZM1 196V195H0ZM72 196V197H71ZM90 196V197H89ZM99 196H100V198H99ZM114 196V197H116V199H118V196H119V198L121 197H123V196H125V197H123V198H125V200L122 198V200H121V198H120V201L119 202H121L122 203V201L123 202H125V203H123V205L121 206V204H116L118 201L116 200L115 202V204L117 205V207L120 205L121 207H123V208H117L116 206H115V204H113L114 205V207H115V209H112V205H108L107 204V202L106 201H108V200H110V199H113L112 197ZM130 196V197H129ZM144 198H143V197ZM154 196H155V199H154ZM172 196V197H171ZM218 196H220V197H218ZM229 196V195H228ZM2 197V196H1ZM0 197V199L2 200V198ZM98 197V198H97ZM138 197V198H137ZM197 197V198H196ZM109 198V199H108ZM131 200H130V199ZM133 198V199H132ZM141 198H143V200L141 199ZM174 200H173V199ZM212 198V199H211ZM214 198H216V199H214ZM226 198H227V200H226ZM240 198V199H241ZM245 198V199H244ZM88 199H91V201H88ZM96 199V200H95ZM141 199V200H140ZM170 199H172L174 202H171L170 201ZM229 199V200H228ZM237 199V200H236ZM260 199L262 200V201H260ZM13 200V204H14V206H15V200H18V199H12ZM95 200V201H94ZM119 200V199H118ZM127 200V201H126ZM130 200V201H129ZM139 200V201H138ZM159 200V201H158ZM177 202H176V201ZM218 200V201H217ZM223 200H225V201H227V202H223V203H220V202H222ZM239 200V201H238ZM53 201H54V199H53ZM56 201V200H55ZM54 201V202H55ZM78 201V202H77ZM87 201L88 202H90V203H87ZM114 200H110V202H112V203H114L113 202ZM162 201V202H161ZM163 201H165V203H164V205H163ZM232 201V202H231ZM238 201V202H237ZM1 202L2 201H0V204H1ZM88 204V206H90V209L89 210H92V211H89L88 210V208L89 207H87V205H86V203ZM100 202H102V203H100ZM133 202V203H132ZM142 202V203H141ZM240 202V203H239ZM241 202H243V203H241ZM261 202V203H260ZM19 203H20V201H18L17 202V205L15 206V207H17L16 209H18L19 208ZM79 203V204H78ZM108 203H109V201H108ZM169 203H172V204H169ZM176 203H178V204H176ZM195 203V204H194ZM217 203H219L220 204V206L219 205H217ZM11 204H12V201H11ZM10 203L8 204V205H3L2 204V206H3V209H2V213H0V219L2 218V216H4L1 220H0V222H1V224H3L4 225V227H7L8 225V227L9 228H11L12 230H13V228H12V226L15 228L16 226L13 224V223H18V222H15V221H19L22 217H24V216H26V215H24V216H22V217H20L19 216V218L20 219H16L15 220V218L17 217H14V219H12L11 218V220L13 221L12 223H11V220H9L10 219V217H6V214H7V209L9 210V206L11 205ZM21 204V206L24 204V205H26L27 203H20ZM43 204V203H42ZM90 204V205H89ZM94 206H93V205ZM99 204V205H98ZM104 204V205H103ZM107 204V205H106ZM126 204V205H125ZM130 204V205H129ZM144 204H145V207H144ZM169 205V207L170 206H172V208L170 207H168V205ZM174 204H176L175 206H174ZM24 205H23V207H24ZM49 205H51V206H49ZM68 205H69V203H68ZM101 205V206H100ZM166 205V206H165ZM183 205V204H182ZM225 205H227V207H225ZM7 206V207H6ZM95 206H96V208H95ZM104 206H106V207H104ZM124 206H126V208L124 207ZM216 206V207H215ZM222 206V207H221ZM12 207V206H11ZM14 207V208H15ZM23 207H22V209H23ZM51 207H52V209H51ZM58 207H60V208H62L61 210L62 211H64L65 210V213H63V212H61V210L58 212L57 211V208ZM94 207V208H93ZM99 207V208H98ZM101 207V208H100ZM146 207H148V208H146ZM153 207H155V208H153ZM179 207V208H178ZM219 207H221V208H219ZM230 207V208H229ZM261 207H262V209H261ZM5 208V209H4ZM13 207L12 208H10V209H14ZM56 208V209H55ZM110 208V209H109ZM117 208V209H116ZM150 208H152V209H150ZM164 208L167 210H164ZM215 208H216V211L217 210H221V209H223V210H225V213H223V210H221V211H217L219 214H221V213H223V214H221L220 215V217H219V214L217 213L216 214V211H215ZM24 209H26V207H24ZM48 209V210H47ZM59 209V208H58ZM64 209V210H63ZM95 209V210H94ZM98 209V210H97ZM103 209V210H102ZM104 209H109V210H115V211H107V212H109L108 214L106 213V210H105V212H103L104 213V216L105 217H108L109 216V221L110 222H112V220H111V218L114 220L112 223L115 225V221L117 222L116 223V228L113 226V224L112 223H110V225H111V227L110 228H105L106 226V224H105V222H104V220H106V218L105 219H103V217H101L103 214H102V212H100V210L101 211H104ZM118 209H120V212H121V210L122 209H125L126 210V212H124L123 210H122V212H121V214H120V212H118L119 210ZM170 209V210H169ZM193 209V210H192ZM50 210V211H49ZM118 210V211H117ZM163 210V211H162ZM169 210V211H168ZM178 211V213H176L177 211ZM259 210V211H258ZM4 211V212H3ZM11 211V210H10ZM25 210H23L22 211V213L24 212ZM44 211V212H45ZM55 211V212H54ZM56 211H57V213H60L61 212V214L62 215H60V214H57L56 213ZM67 211V212H66ZM83 211V212H82ZM89 211V212H88ZM95 211V212H94ZM96 211H98V212H96ZM171 211H174V212H172L171 213ZM183 213H182V212ZM186 211V212H185ZM20 212H21V208H20ZM50 212V213H49ZM69 212H70V215H69ZM93 212V213H92ZM116 212V213H115ZM170 214H169V213ZM185 212V213H184ZM187 212H191V214L189 215V213H188V218L190 219L189 220V223H188V221L186 222V223H188L187 225H188V229H186V232H185V235H183V233L184 232H182L181 231V227H179L182 223H183V221L181 220V218L182 219H184V218H186V216L184 217V215H186L187 214ZM195 212V213H194ZM200 212V213H199ZM228 212V213H227ZM4 213V214H3ZM53 213H56V214H53ZM98 213H100V214H102V215H100V214H98ZM117 213H119V216H118V214ZM126 213V214H125ZM163 213H164V215H163ZM182 213V214H181ZM192 213L194 214V216L192 215ZM197 213V214H196ZM214 213V214H213ZM241 213V214H240ZM2 214V215H1ZM8 214H9V212H8ZM12 214V213H11ZM32 214V219L34 218L33 217V213H31ZM51 214V215H50ZM96 214V215H95ZM98 214V215H97ZM174 214V215H173ZM177 214V215H176ZM181 214V215H180ZM199 214H201V215H199ZM258 214V215H257ZM10 215V214H9ZM8 215V216H9ZM36 215V214H35ZM34 215V216H35ZM52 215H54V216H52ZM60 215V216H59ZM83 215H84V217H83ZM99 215H100V217H99ZM108 215V216H107ZM115 215V216H114ZM166 215V216H165ZM178 215H179V217H178ZM224 215V216H223ZM12 216V215H11ZM27 216H29L30 217V214L29 215H27ZM52 216V217H51ZM71 216V217H70ZM77 216V217H76ZM86 216V217H85ZM96 216H98L99 217V219L101 220V218L103 219V224H102V226H100L101 224H97L98 223V219H97V217ZM126 216V217H125ZM165 216V217H164ZM169 216V217H168ZM173 216H174V218L175 219H177L176 221V223H178L179 224V226H178V224H176L175 223V219L173 218ZM180 216H181V218H180ZM190 216H192V217H190ZM200 216V217H199ZM243 216V217H242ZM57 217H58V220H57ZM61 217V218H60ZM64 217H63V219H64ZM114 217V218H113ZM117 217V219H115ZM128 217V218H127ZM166 217H168V218H170V219H168L167 218V220H169L167 223H169V224H164L165 222L164 221H167V220H165L166 219ZM230 217V218H229ZM7 218H9V219H7ZM25 218V217H24ZM31 218H29V220H31V221H29V222H33V223H36L37 222V216L34 218V220H36L35 222L34 221H32V219ZM47 218V221L48 220H50V219H48V217H44V219H46ZM76 218V220H74ZM162 218V219H161ZM164 218V219H163ZM178 218H180V219H178ZM188 218H186V220H188ZM216 218V219H215ZM222 220H221V219ZM61 219V220H60ZM68 219H69V221H68ZM80 221H79V220ZM97 219V220H96ZM108 219V218H107ZM127 219V220H126ZM192 219V220H191ZM196 219V220H195ZM212 219H213V221H212ZM15 220V221H14ZM22 220H24V219H22ZM25 220H28V219H26L25 218ZM24 220V221H25ZM52 220H54V219H52ZM83 220V221H82ZM126 220V221H125ZM128 220H130V221H128ZM164 220V221H163ZM171 220V221H170ZM179 220V221H178ZM185 220V219H184ZM3 221H5V222H3ZM8 221V222H7ZM64 221V220H63ZM73 221V222H72ZM79 221V222H78ZM181 221V222H180ZM193 221V222H192ZM206 221V222H205ZM231 221V222H230ZM20 222H21V220H20ZM53 222V221H52ZM94 222V223H93ZM97 222V223H96ZM107 223H108V221H106ZM121 222V223H120ZM123 222V223H122ZM127 222V223H126ZM130 222V223H129ZM162 222V223H161ZM172 222V223H171ZM260 222H261V224H260ZM8 223V224H7ZM70 223H71V225L73 224L74 225V227L72 228L71 227V225H70ZM76 223V224H75ZM81 223V224H80ZM99 223H100V221H99ZM191 223V224H190ZM197 223V224H196ZM200 225H199V224ZM7 224V225H6ZM20 224V223H19ZM19 224H16L17 226L19 225ZM60 224H58V225H60ZM66 224H67V226H66ZM79 224V225H78ZM86 224V225H85ZM88 224V225H87ZM97 224V225H96ZM118 224H119V226H118ZM122 224V225H121ZM128 224H129V228L130 229H133V232H135V239L136 238H138V239H140L141 240V242H143L142 244H140L139 243V241H138V239L136 240V243H134V244H132V246H134L135 248H133L132 250H131V248L132 247H130L131 245L129 244V243H127L126 242V240L125 239H121L122 241H124L123 243H124V245L126 246V245H128V246H126V249H125V246H123V243H118L117 241H118V239L117 238H122V236H123V233L121 232L120 233V235H118L119 233V231H122V229L123 228H127L128 227ZM132 224V225H131ZM174 224H175V226H174ZM196 224V225H195ZM219 224V225H218ZM233 224V225H232ZM2 225V226H3ZM11 225V226H10ZM75 225H76V227H75ZM105 227H104V226ZM108 225V224H107ZM123 225H125L126 227H124ZM163 225V226H162ZM167 226L166 228H165V226ZM171 227H170V226ZM175 227V229H174V227ZM194 226V227H190L189 228V226ZM198 225V226H197ZM206 225V226H205ZM42 226V225H41ZM98 226H100L101 228H99ZM122 226H123V228H122ZM134 226V228L137 230V232H136V230H134V228H132ZM169 226V227H168ZM225 226V227H224ZM67 228V230L66 229H64V228ZM70 227H71V229H70ZM103 227H104V229H103ZM120 227V229H118ZM163 227V228H162ZM195 227H196V229H195ZM200 227V228H199ZM228 227V228H227ZM9 228H6V231L8 232V230H9ZM42 228V227H41ZM57 228H58V230H57ZM113 228H115L116 229V232L117 233H115V230L113 229ZM170 228V229H169ZM178 228V229H177ZM192 228H194V229H192ZM198 228V229H197ZM203 228V229H202ZM225 228V229H224ZM1 229H3V231L1 230ZM1 229H0V241L2 242V239H4V241L3 242H5V243H7L8 241L6 240L5 241V239H7V237H8V234H7V237L6 238H3L4 237V235L7 233L6 231H4L5 229L3 228V227H1ZM9 230V232H11L12 230ZM47 230V232H46V230ZM78 229V230H77ZM110 229H111V231L113 230V232H111L110 231ZM162 229H164L163 231H162ZM172 229V230H171ZM190 229H192V230H190ZM78 232H77V231ZM107 232H106V231ZM119 230V231H118ZM175 230V231H174ZM177 230V231H176ZM189 232H188V231ZM196 230H198V231H196ZM201 230V231H200ZM205 230H207V231H205ZM219 230H221V231H219ZM225 230V234L223 233V231ZM227 230V231H226ZM59 231L60 232V234H59V232H58V234L59 235H57V234H55V233H57V232ZM108 231H110V232H108ZM123 231H124V229H123ZM139 231V232H138ZM162 231V232H161ZM165 231V232H164ZM169 231V233H167ZM172 231V232H171ZM174 231V232H173ZM192 231H195V232H192ZM2 232H3V234H2ZM12 232H14V231H12ZM11 232V233H12ZM64 232V235L62 234ZM75 232V233H74ZM170 232H171V234H172V236H170L171 234H170ZM178 232V233H177ZM179 232H182V233H179ZM189 234H188V233ZM229 232V233H228ZM49 233V234H48ZM52 233H54V235H55V237H53L54 235L52 234ZM111 233H113V234H111ZM177 233V234H176ZM188 235H187V234ZM200 233V234H199ZM38 234H40V233H38ZM41 234L39 235L40 237H41ZM53 236H52V235ZM62 234V236H63V241H64V239L66 238L67 240L65 241V242H71L70 243V246H72L71 247V249H69V246H67V245H69V242L67 243V247H65V248H67V249H65V248H63L64 249V251L66 252V250H67V252H66V254L65 253H63V252H61V248H60V246L58 245V247L59 248H57V243L55 244V241H57L58 240V238H62V236H60ZM115 234H117V235H115ZM122 234V235H121ZM162 234V235H161ZM175 234L177 235L176 236V238L174 237L175 236ZM192 234V235H191ZM224 236H223V235ZM3 235V236H2ZM49 235H50V237H49ZM67 235H69L68 236V238H67ZM71 235V236H70ZM78 235V236H77ZM112 237H111V236ZM115 235V236H114ZM141 235V236H140ZM170 237H169V236ZM182 235V236H181ZM194 235V236H193ZM199 235V236H198ZM222 235V236H221ZM6 236V235H5ZM57 236H60V237H58V238H56ZM166 236H168V237H165ZM197 236V237H196ZM9 237H10V235H9ZM8 237V238H9ZM48 237H49V239L50 240H48L47 241V243H46V240L45 239H48ZM65 237V238H64ZM172 237H174V239H176V240H173L172 239ZM179 237V238H178ZM191 237L193 238V239H191ZM262 237H263V239H262ZM45 238V239H44ZM54 238V239H53ZM56 238V239H55ZM60 238V239H61ZM111 238H113V239H111ZM143 238H145L144 240L145 241H147L146 243V245H145V242H144V240H143ZM181 238H182V240H181ZM186 238V239H185ZM43 239L45 240L44 241V244L46 245H43ZM54 240V242H51V241H53ZM69 239V240H68ZM164 239L167 241V239L169 240L168 242H170L171 240L173 241V242H170V243H167L166 241L164 242ZM199 239V240H198ZM203 239V240H202ZM262 239V240H261ZM41 240H42V242H41ZM73 240V241H72ZM115 240V241H114ZM179 240V241H178ZM181 240V241H180ZM184 240H187V243H186V241H184ZM40 241V242H39ZM59 241V240H58ZM57 241V242H58ZM60 241H62V239L60 240ZM59 241V242H60ZM174 241H175V243H174ZM200 241V242H199ZM223 241V242H222ZM230 241V242H229ZM1 242H0V245H1ZM116 242V243H115ZM138 242V243H137ZM179 242V243H178ZM183 242H185V243H183ZM35 243H37V244H35ZM40 243H41V245H40ZM79 243V244H78ZM82 243V244H81ZM225 243H227V244H225ZM3 244V243H2ZM39 244V245H38ZM47 244H49V246H47ZM121 248L122 247V249H120L119 247H117V245ZM149 244V245H148ZM166 244H169V245H171L172 247H174V248H172V247H170L169 245V247H166V246H164V245ZM175 244H177L176 246H175ZM179 244V245H178ZM185 244V245H184ZM7 245V244H6ZM52 245V246H51ZM54 245H56V247L54 246ZM84 245V246H83ZM115 245V246H114ZM139 245H141V246H139ZM147 245H148V247H150V248H145L144 246H146L147 247ZM184 245V246H183ZM196 245V246H195ZM197 245H198V247H197ZM2 247L4 246V248H5V245H1ZM40 246V247H39ZM44 246V247H43ZM53 246L55 247V249L56 250H59L60 249V251H56L57 252V254L60 256H56L55 254H54V252L55 251H53L54 249H52L53 248ZM113 248H112V247ZM138 246V248H136ZM186 246V247H185ZM221 246H223L222 247V250H221ZM228 246H229V248H228ZM37 247V248H36ZM108 247V248H107ZM116 247H117V250H118V252H117V250L115 251V249H116ZM141 247H142V249H141ZM165 247V248H164ZM178 247V248H177ZM34 248H35V252H34ZM46 248H47V251H48V253H47V251H46ZM49 248V249H48ZM143 248H145L144 250H143ZM173 249V250H169V251H166L167 249ZM199 248V249H198ZM36 249H37V252H36ZM40 251H39V250ZM51 249H52V251H53V253H52V251H51ZM75 249V250H74ZM82 249V250H81ZM110 249H114V251L113 250H111V251H113V252H111L110 251ZM125 251H124V250ZM130 249V250H129ZM134 249H135V251H134ZM136 249H137V251H136ZM166 249V250H165ZM176 249V250H175ZM211 249V250H210ZM43 250V251H42ZM45 250V251H44ZM69 250V251H68ZM71 250V251H70ZM104 250V251H103ZM105 250H107V251H105ZM120 250H122V251H120ZM148 250V251H147ZM228 250V251H227ZM78 251V252H77ZM124 251V254H126V256L124 257V256H122L121 254H123L122 252ZM149 251H151L152 253H150ZM166 251V252H165ZM172 251V252H171ZM21 252H25L27 255L29 254V255H32V256H30L31 257V259H29L30 257H29V255L27 256L26 254V256L23 254V253H21ZM33 252V253H32ZM41 252H43L42 253V256H41ZM50 252V253H49ZM55 252V253H56ZM69 252V253H68ZM106 252V253H105ZM110 252V254H109V258H108V253ZM118 254L117 256H115V254L116 253ZM120 252V253H119ZM126 252V253H125ZM163 254H162V253ZM165 252V253H164ZM211 252V253H210ZM227 252V253H226ZM35 253V254H34ZM44 253H45V256H43L44 255ZM59 253H61V254H59ZM63 253V254H62ZM105 253V254H104ZM111 253H113V254H111ZM158 253V254H157ZM161 253V254H160ZM226 253V254H225ZM232 253V254H231ZM13 254V255H12ZM22 254L24 255L23 257H21L22 256ZM39 254V255H38ZM50 254V255H49ZM102 254V255H101ZM106 254H107V256H106ZM121 256H120V255ZM128 254V255H127ZM133 254V256H131ZM157 254V255H156ZM164 254H166V256L164 255ZM171 254V255H170ZM14 255H16V256H14ZM51 255H53V257L51 256ZM72 255V256H71ZM112 255H114V256H112ZM156 255V256H155ZM170 255V256H169ZM13 256V257H12ZM39 256V257H38ZM131 256V257H130ZM169 256V257H168ZM18 257V258H17ZM21 257V258H20ZM33 257H35V258H39L38 259V261H36L35 260V258H33ZM49 257H51V258H49ZM63 257V258H62ZM66 257V258H65ZM96 257H98L97 259H98V261L96 260ZM107 257V258H106ZM116 257H117V259H116ZM120 257V258H119ZM122 257V258H121ZM136 257V258H135ZM226 257H228V258H226ZM24 258H25V260H24ZM41 258V259H40ZM43 258V259H42ZM56 258V259H55ZM59 258V259H58ZM94 258H95V260H96V262H95V260H94ZM99 258H102L101 260L99 259ZM104 258H106V259H104ZM119 258V259H118ZM126 258V259H125ZM139 258V259H138ZM225 258V259H224ZM16 259V260H15ZM23 259V261L25 262H23V261H21V260ZM29 259L30 261H28L27 262V260ZM33 259H34V261H33ZM58 259V260H57ZM66 259H68L67 261H65ZM70 259V260H69ZM121 259V260H120ZM138 259V260H137ZM169 259V260H168ZM18 260V261H17ZM41 260V261H40ZM61 260V261H60ZM79 260V261H78ZM106 260V261H105ZM114 260H116V261H114ZM119 262H118V261ZM127 260H129L128 262H127ZM137 260V261H136ZM168 260V261H167ZM229 260V261H228ZM16 261V262H15ZM39 261H40V263H39ZM60 261V262H59ZM72 261V262H71ZM103 261V262H102ZM114 263H113V262ZM132 261H133V263H132ZM15 262V263H14ZM19 262V263H18ZM22 262V263H21ZM30 262V263H29ZM35 262V263H34ZM136 264V263H135Z\"/></svg>",
    "mask_w": 264,
    "mask_h": 264
},
{
    "label": "bare ground",
    "instance_id": "2",
    "mask_svg": "<svg viewBox=\"0 0 264 264\" xmlns=\"http://www.w3.org/2000/svg\"><path fill=\"white\" fill-rule=\"evenodd\" d=\"M99 1H100V2H99ZM99 1H98V0L95 1V2H93V0L91 1V8H90V11H91V23H90V27H89V29H88L87 31H85V32H81V33H73V32H71L70 28H69L67 25H64V22H63L62 18L59 17L60 15L57 14L58 12L55 11V10H54V12L52 11V13H54L55 16L58 15V16L55 17V19L59 17L60 20H61V21H60L61 23L59 22V19H56V22H57V20H58V23H56V22H53V19H51V18H50L51 20H50L49 22H46V21L49 20V18H48V16H47V18H46L45 15H42V16H45V17H42L41 15L33 16V19H32V20H34V18H36V19H37V20H35L36 22H37L38 20L41 21L40 19H42V18H43V19H44V18L48 19V20H44V21H43V19H42L41 22L38 21L37 23H36L35 21H34V22H33L32 20H31V21H32V24H33V23H34V25L37 24L38 27L42 26V27H40L41 30H42V36H43V38L48 39L49 42H50V48H51V50L53 51V54H52V56H51V62H52V64H53V71H54V72H52V73L58 72V73L66 74L67 77L70 75L71 78H72L73 75H76L75 77H77V78L80 80V79L83 78L85 75H86V77L89 76V75H87V73H86L85 75L81 73L82 76H83V75H84V76H83V77H80L81 75L78 74V73H79L78 71H79L81 68H84V67L86 66L85 69H87L88 66L97 65V64L99 63V61H101L102 63H101V62H100V63H101L102 65H104V63H106V62L103 63V60H104V61H110V63H111L112 60H113V61H114L113 64H112V63L110 64V65L113 66V65L115 64V61H116V63H118V61L121 59V57L123 58L125 55H126V56H127V55L129 56V55L131 54L130 51H131V50L133 51V49H132L133 47L136 48L137 46H139V45H135V44H139V43H140V42H138L139 39H137V40L135 39V41H134L133 39L135 38V36H137V35H134V33H135V34H139V30H140V29H138V31H137L138 33L135 32L136 29H135L134 31H132V33L134 32V33H133L134 38H130V37H131V35H130L131 30L134 29V28H136V27H133L130 31L128 30L129 32H127V35H128V34L130 35V37L128 36L129 39H128V38L125 39V38L127 37V35H126V34H123V30H122V29H121V32H120V33H122V34H119V32H117V36H118V35H121V36L123 37V36L125 35V38L123 37V38H124L123 42H124L125 40H127L126 43H125V46L123 47V49H125L124 53L122 52L123 50H122L121 48H120V49L122 50V51H120L121 53L118 51L119 49H117L118 46H119V47H122V46H123V44L120 45V44L123 43V42H120V43H119V41H122V40H118V38H117L116 35H115L116 33L114 32V30L116 29V31H117V28L115 27V23H116L118 20L121 19V18H120V15H121L122 18H123V16H126V14H127L126 12H128V14L130 15V13H131V12L129 13V11H130V7H128V6H130L131 4H129L128 6H126V4L129 3V2H131V1H129V2L127 1L126 4L123 2V0H122V1H120V0H119V1L115 0V3H114V2H113V3H110V2H107V1L105 2V1H103V0H99ZM108 1H109V0H108ZM111 1H112V0H111ZM113 1H114V0H113ZM116 1H117V2H116ZM142 1H143V0H142ZM258 1H259V0H258ZM258 1H257V2H258ZM263 1H264V0H263ZM92 2H93V3H92ZM142 3H144V2H142ZM259 3H261V0H260ZM259 3H258V4H259ZM262 3H264V2H262ZM124 5H125L126 7H125ZM145 5L147 6L148 4L146 3ZM259 5H261V4H259ZM259 5H257V7H258ZM150 6H151V5H150ZM150 6H148L149 9H150ZM261 6H263V5H261ZM40 7H41V8H46V6L43 5V4H41ZM127 7H128V9H127ZM132 7H134V6L132 5ZM142 7H143V6H142ZM259 7H260V6H259ZM124 8H125V9H124ZM148 8H147V10H148ZM260 8H261V7H260ZM260 8H259V9H260ZM50 9H51V8H46V11H48V10H50ZM144 9H146V8H144ZM51 10H53V9H51ZM123 10H124V12H125L126 14L123 12ZM125 10H126V11H125ZM127 10H128V11H127ZM260 10L262 11V8H261ZM136 11H137V10H136ZM136 11H135V12H136ZM56 12H57V13H56ZM139 12H140V11H139ZM139 12H138V13H139ZM142 12L144 13L145 11H142ZM147 12H148V11L145 12V13H146L145 15H147ZM151 12H152V11H151ZM46 13H47V12H46ZM123 13H124L125 15H124ZM136 13H137V12H136ZM136 13H135V14H136ZM149 13H150V11H149ZM122 14H123V15H122ZM140 14H141V13H140ZM140 14H139V15H140ZM152 14H153V13H152ZM27 15L29 16V14H27ZM48 15H51V13L48 14ZM132 15H133V14H132ZM136 15H137V14H136ZM153 15H154V14H153ZM153 15H152V16H153ZM23 16H25V18H28L29 22L31 23V21H30L31 17H27L25 14H23ZM30 16H32V15L30 14ZM127 16H128V15H127ZM140 16H141V15H140ZM199 16H200V14L197 13V16H196V23H199ZM49 17H52V15L49 16ZM131 17H132V16H131ZM138 17H139V16H138ZM144 17H145V16H144ZM29 18H30V19H29ZM132 18H133V17H132ZM147 18H148V17H147ZM147 18H146V19H147ZM149 18H150V17H149ZM151 18L153 19L154 17H151ZM155 18L160 19V20H158V21H159V22H158V23H159L158 25H155V24H154V22H155L154 19H155ZM155 18L153 19L154 22L152 21L151 24L155 25L156 27H155V26L152 27V26H150V25H149V26L151 27L150 29L153 30V31L151 30V32H152L154 35H155V33H154L155 31H156L157 33H160V32H161L160 34H156V37L160 36V38H161V34H163V33L165 34V31L168 29V27H167V29H166V26H168V25H166L165 23H166V21H168L167 23H170V22H169V18L166 20L167 16H166L164 13H160V15H159V14H158V15L156 14V15H155ZM241 18H242V17H241ZM252 18H254V17H252ZM55 19H54V21H55ZM134 19H135V17H134ZM242 19H243V18H242ZM21 20L23 21L22 18H21ZM28 20L26 19V20H24V21H25V22H28ZM139 20H140V19H139ZM143 20H144V19H143ZM155 20H156V19H155ZM165 20H166V21H165ZM239 20H240V18L237 19V21H239ZM129 21H130V19H129ZM137 21H138V19H137ZM141 21H142V20H141ZM148 21H149V20H148ZM240 21H241V20H240ZM242 21H243V20H242ZM242 21H241V22H242ZM253 21L255 22V20H253ZM51 22H53V23H51ZM260 22H261V21H260ZM263 22H264V21H263ZM263 22H261V24H262ZM23 23H24V22H23ZM30 23H27V24L30 25ZM39 23H41V24H39ZM55 23H56V24H55ZM130 23H131V22H130ZM130 23H129V24H130ZM155 23H156V22H155ZM206 23H208V20H207V19H206L205 21H202L201 23L195 25V26H194L189 32H182L183 37L185 36L184 39H185L187 36H188L187 38H190V37L193 38V37H195V39H196V37H198V34H197V33L200 32V31H198V29H199V30H200V29L203 30V28H204V24H206ZM211 23H212V25H213V28L215 29V32H216L217 30L220 31L219 33H218V31L216 32V33H218V34H220V33L223 34V32H224V31L226 32V30L230 31V30H229V25H225V22L223 21L222 18H221V19H217V16H216V15H213L212 20H211ZM256 23H259V22L256 21ZM24 24H25V23H24ZM120 24H121V23H119V24L117 23V25H120ZM139 24H140V23H139ZM139 24H135L134 26L139 25ZM146 24H149V23H146ZM252 24H253V23H252ZM25 25H26V24H25ZM117 25H116V26H117ZM142 25H143V24H142ZM31 26L34 27L33 25H31ZM37 26L34 27V28H37ZM124 26H127V27H128L127 24L124 25ZM124 26H123V28H124ZM129 26H130V25H129ZM131 26H132V24H131ZM139 26H140V25H139ZM139 26H138V27H139ZM143 26H144V25H143ZM145 26H146V25H145ZM201 26H202V28H200ZM236 26H237V25H236ZM239 26H240V25H239ZM249 26H250V25H249ZM114 27H115V29H114ZM117 27H118V26H117ZM120 27H121V25H120ZM169 27H170V24H169ZM219 27H220V28H219ZM227 27H228V28H227ZM231 27H232V25H231ZM246 27H247V26H246ZM34 28H33V29H34ZM62 28H65L66 31H65V29H62ZM118 28H119V27H118ZM121 28H122V27H121ZM128 28H131V27H128ZM155 28H156V29H155ZM217 28H218V29H217ZM226 28H227V29H226ZM142 29H143V28H142ZM144 29H145V28H144ZM225 29H226V30H225ZM230 29H231V28H230ZM62 30H63V31H62ZM119 30H120V29H119ZM145 30H146V29H145ZM234 30H235V29H234ZM236 30H237V29H236ZM64 31H65V32H64ZM140 31H141V30H140ZM146 31H149V32H150V30H148V28H147ZM163 31H164V32H163ZM172 31H173V30H172ZM196 31H198V32H196ZM222 31H223V32H222ZM228 31H227V32H228ZM232 31H233V27H232ZM232 31H230V34H233V35H234V33H236V32L232 33ZM151 32H150V33H151ZM162 32H163V33H162ZM167 32H168V30H167ZM169 32H170V29H169ZM225 32H224V33H225ZM227 32H226V33H227ZM114 33H115V34H114ZM125 33H126V32H125ZM150 33H149V35H150ZM194 33H195V35H194ZM226 33H225V34H226ZM142 34H143V32H142ZM164 34H163L162 36H164ZM173 34H174V33H173ZM173 34H172L171 37H173ZM191 34H192V36H191ZM222 34H220L219 36L222 37ZM225 34H224V36H225ZM227 34H228V33H227ZM227 34H226V35H227ZM79 35L82 36L81 39L83 38L84 40L82 39L81 41H84V42L87 41V40H85L86 37L89 38V39H88L89 41H87V44H88L89 42H90V44H89L88 46H85V45H84L85 43L83 42L84 44L82 43V46H80L81 43H80L79 41L77 42V39L80 40V37L77 38V39H73V38L78 37ZM149 35H148V36H149ZM157 35H158V36H157ZM168 35H169V33H168ZM178 35H179V34H178ZM193 35H194V36H193ZM73 36H75V37H73ZM83 36H84L85 38H84ZM140 36H143V35H140ZM152 36H153V35H152ZM169 36H170V35H169ZM219 36L217 35V39H219V38L221 39V37H219ZM231 36H232V35H231ZM231 36H230V37H231ZM137 37H138V36H137ZM137 37H136V38H137ZM156 37H155V38H156ZM175 37L177 38V36H175ZM179 37H181V40H183L181 35H179ZM233 37H234V36H233ZM235 37H236V36H235ZM119 38H120V37H119ZM123 38H122V39H123ZM143 38H144V37H143ZM143 38H142V40H143ZM146 38H147V36H146ZM146 38H145V39H146ZM164 38H165V37H164ZM167 38H168V37H167ZM191 38H190V39H191ZM120 39H121V38H120ZM157 39H158V38H156V40H157ZM171 39H172V38H171ZM171 39H170V40H171ZM174 39H175V38H173V40H174ZM178 39H179V38H178ZM190 39H189V40H190ZM232 39L235 40L234 38H232ZM131 40H133L134 43H133V41H131ZM140 40H141V39H140ZM158 40L160 41V39H158ZM51 41H55V46H54V47L51 46ZM75 41H76V42H75ZM145 41H146V40H145ZM171 41H172V40H171ZM175 41L178 42V40H175ZM183 41H184V40H183ZM186 41H188V39H186ZM196 41H197V40H196ZM142 42L144 43V41H142ZM142 42H141V43H142ZM160 42H162V41H160ZM173 42H174V41H172V43H173ZM177 42H176V43H177ZM78 43H80V44L78 45ZM145 43H147V42H145ZM156 43H157V42H156ZM158 43H159V42H158ZM165 43L168 45V44H169V40L165 41ZM165 43H163V44H165ZM174 43H175V42H174ZM180 43H181V42H180ZM188 43H189V42H188ZM87 44H86V45H87ZM118 44H119V45H118ZM126 44H127L128 47L126 46ZM148 44H149V43H148ZM148 44H147V46H149ZM170 44H171V43H170ZM170 44H169V46H170ZM181 44H183V43H181ZM232 44H233V43H232ZM235 44H236V42H235ZM83 45H84V47H83ZM129 45H131L132 47H130ZM154 45H155V44H154V42H153V46H154ZM156 45H157V44H156ZM177 45H178V44H177ZM177 45H176V47H177ZM141 46H142V45H141ZM147 46H146V47H140V48H141V49H142V48H149V47H147ZM234 46H235V45H234ZM234 46H233V47H234ZM160 47H161V46H160ZM167 47H168V46H167ZM186 47H187V46H186ZM127 48H129V49L131 48L129 52H128V49H127ZM137 48H139V47H137ZM137 48H136V49H137ZM154 48H156L157 50H154L153 48H152L151 50H154V51H158V50H159V49H158L159 47H157V46L154 47ZM173 48H174V47H173ZM194 48H195V47H194ZM116 49H117V50H116ZM126 49H127V50H126ZM141 49H140V50H141ZM161 49H162V48H161ZM175 49H176V48H175ZM175 49H174V50H175ZM237 49H238V48H237ZM140 50H139V51H140ZM142 50H143L144 53H145V51H147V49H146V50L142 49ZM168 50H169V49H168ZM177 50H178V49H176V51H177ZM195 50H196V49H195ZM239 50H240V49H239ZM114 51H115V52H114ZM117 51H118V53H116ZM135 51H137V53H139V52H138V49L135 50ZM135 51H134V53H135ZM160 51H161V53H162V50H160ZM163 51H164V50H163ZM169 51H170V50H169ZM169 51H168V52H169ZM176 51H175V52H176ZM125 52H126V53H130V54H125ZM141 52H142V51H141ZM141 52H140V53H141ZM152 52H153V51H152ZM168 52L166 53V52L164 51V53L166 54V57H165V56H164V57L162 56V55H164L163 53H162V55H160V54H159V51L157 52V53L159 54V55H158L159 57H160V56L163 57L161 62L164 61V63H165V64L162 63L161 65H162V66H166V67L169 65V67H170V66L174 63L172 66L175 67V66H176L175 64H177V66H179V64H180V62H181V59H180V62L178 63L179 59L177 58V57H178L177 55H179V54H181V53L179 52V54H177V53H173V52H172L173 55H174V57H173V56L170 55L171 53L169 54ZM189 52L192 54L191 51H189ZM114 53H116L117 55L119 54L118 56H119L120 58H119L117 55H113ZM140 53H139V54H140ZM183 53H184V52H183ZM237 53H238V52H237ZM240 53H241V52H240ZM123 54H124V55H123ZM151 54H152V53H151ZM176 54H177V55H176ZM193 54H194V53H193ZM120 55H122V56H120ZM142 55H143V53H142ZM169 55H170V59H168V58H169ZM175 55H176V56H175ZM113 56H115L114 58H117V57H118L119 59L117 58V60H115V59L113 58ZM128 56H127V57H128ZM167 56H168V57H167ZM194 56H195V54H194ZM241 56H242L241 58L244 57V55H241ZM245 56H246V55H245ZM131 57H132V56H131ZM134 57H135V56H134ZM149 58H151V55H149ZM153 58H154V57H153ZM166 58H167L168 60H167ZM173 58L176 59L177 63H175V61L173 60ZM181 58H182V56H181ZM183 58H184V57H183ZM188 58H189V57H188ZM244 58H245V57H244ZM244 58H243V59H244ZM246 58H247V60H248V63L243 62V60L241 59L242 62H243V65H240V64H239V66H238L239 68H241V67L244 66V64H246V66H244V67H245L244 69H245V70H248V72L244 73L245 70L242 69V70H244V72H242L243 75H244V74H247V75H246L247 77L243 79V77H245V76L242 75L241 79H243V82L246 80V82H244V83L242 84V83H241L242 81H241V82L239 81L240 84H242V85H241L242 87L239 86V84H237V87H239V88L241 87V88L243 89V92H242V89L240 90V92H242V94H241V93H238L239 91H238V92L236 91V90H239V88L236 89V88H237L236 86H235L236 88L233 89L234 85H236V83H235V79H236V82L239 83V82L237 81V78H231V79H229L231 76L234 77V76H235V72H238V70H241V69H238V70H237V69L234 67L237 71L235 70V72L233 73L234 70H233V71L231 70L232 72L229 71V70H227V69L230 68V67L227 66V64H226L225 66H227L228 68H227V67H224V68H225V69L223 68L224 70L220 67V68L222 69V70H220V72H221V71H222V72H221V74L218 72V73H219V76H218V74H216L217 71L215 72V75H213V77H214V76H218V77H219V78H218L219 80H216V82H215V79H214V78H213V80H211V81H214V82L216 83V85H212L213 82H211L210 85L207 86L206 84H207L208 82H205V83H206V84H205V85H206L205 89H204V85H202V88H203V90H204L205 92H204V91H201V90H200V91L206 93V90H207V94H208V90H209L211 93H212V91H213V93H214V91L217 92V90H218V91L220 90V92H222V91H223L222 89H224V91H225V93H226V91H228V88H227L225 85L228 86V85H231V84H232V87H230V86H228V87H229L231 90H232V89L235 90L234 93H232L234 96H232V94L230 93L231 91H230V92L228 91V92H229L228 95L230 94V96L227 95L228 97H231V96H232V97L234 98V97H237L239 94H241V96L243 97V95L245 96V94H246V96H247V93H248V96H249V97H250V95H251V97H253V95H255V94H259V93H262V92L264 93V80H262V79L258 76V71H257L258 68L260 67V62L257 61L255 58H249V57H247V56H246ZM246 58H245V59H246ZM125 59L127 60V58H125ZM129 59H130V58H129ZM147 59H148V58H147ZM160 59H161V58H160ZM185 59H186V58H185ZM194 59H195V58H194ZM245 59H244V61H246ZM133 60L136 61V58H135V59L133 58ZM149 60L152 61V59H149ZM165 60H166L168 63H170L169 60H170L171 62H173V63H172V64L170 63L171 65H170V64L167 65V62H165ZM130 61H131L132 63H134L132 60H130ZM130 61H129V62H130ZM238 61H239V60H238ZM125 62L128 64V61H125ZM154 62H155V60H154ZM156 62H157V64H160V63H158V61H156ZM232 62H233V61H232ZM239 62H240V61H239ZM239 62H238V63H239ZM246 62H247V61H246ZM107 63H109V62H107ZM119 63H121V61H119ZM149 63H150V62H149ZM184 63H185V61H184ZM186 63L188 64V62H186ZM192 63L194 64V62H192ZM101 64H98V65L100 66ZM127 64H125L124 61H123L122 66H120L121 64H119L120 67H123L122 70L118 67V68H119V69H118L119 72L115 70L114 66H113V67L111 66V68L114 69V70L116 71V72H114V75H120V74H122L123 72L121 73V71H123L124 66H125V65L127 66ZM130 64H131V63H130ZM134 64H135V63H134ZM134 64H133V66H134ZM136 64H137V63H136ZM152 64H153V62H152ZM182 64H183V63H182ZM236 64H237V63H236ZM241 64H242V63H241ZM247 64H248V65H247ZM98 65H97V67H99ZM115 65H116V64H115ZM123 65H124V66H123ZM137 65H138V64H137ZM145 65L147 66L146 62H145ZM185 65H186V64H185ZM211 65H212V64H211ZM228 65H229V64H228ZM231 65H232V64H231ZM108 66H109V65H107L106 67H108ZM117 66H118V65H117ZM162 66H161V67H162ZM177 66H176V67H177ZM194 66H196V65H194ZM194 66H192L191 69H192V68H196V67H194ZM216 66H217V65H215V68L218 69L219 67H218V66L216 67ZM229 66H230V65H229ZM234 66H236V65H234ZM240 66H241V67H240ZM94 67H95V66H94ZM94 67H93V68H94ZM102 67H103V66H102ZM104 67H105V66H104ZM106 67H105V68H106ZM109 67H110V66H109ZM115 67H116V66H115ZM131 67H132V66H131ZM131 67H130V68H131ZM143 67H144V66H143ZM147 67H149V66H147ZM166 67H162V69L164 68V69L162 70V72H164V70H166ZM174 67L167 68V69H169L168 72L172 71V70H170V69H172V68L174 69ZM246 67H247V68L249 67V68L247 69ZM100 68H101V66H100ZM126 68H128V67H125V69H126ZM150 68H151V67H150ZM156 68H158V67H156ZM183 68H184V67H183ZM220 68H219V69H220ZM250 68H251L252 70H251ZM85 69H83V70H85ZM88 69H89V67H88ZM90 69H91V68H90ZM94 69H95V68H94ZM96 69H97V68H96ZM96 69H95V70H96ZM106 69H107V68H106ZM108 69H110V68H108ZM116 69H117V68H116ZM128 69H129V68H128ZM131 69L134 70V68H131ZM141 69H142V68H141ZM147 69H148V68H147ZM187 69L190 70V68H187ZM196 69H197V68H196ZM158 70H159V69H158ZM175 70H176V68L174 69V71H175ZM193 70H195V69H193ZM226 70H227V73H226ZM242 70H241V71H242ZM250 70H251V71H250ZM92 71H93V70H92ZM92 71H88V70H87V72H92ZM110 71H113V70H110ZM152 71H153V70H152ZM174 71H173V73H174ZM183 71H184V70H183ZM214 71H215V69H214ZM228 71L231 73V74H230V75H231L230 77L228 76V74H229ZM241 71H240V72H241ZM80 72H81V71H80ZM82 72H83V71H82ZM93 72H94V71H93ZM96 72H97V71H96ZM126 72H128V71H126ZM131 72H133V71H131ZM149 72H150V70H149ZM158 72H159V71H158ZM162 72H161V73H162ZM166 72H167V70H166ZM176 72H178V71H176ZM240 72H238V74H239ZM58 73H55V74H57L56 76L59 77L60 74H58ZM84 73H85V71H84ZM94 73H95V72H94ZM110 73H111V72H110ZM110 73H109V74H110ZM116 73H119V74H116ZM134 73H136V72H134ZM142 73H143V72H142ZM144 73H145V72H144ZM156 73H157V72H156ZM173 73H172V74H173ZM181 73H183V72H181ZM190 73H192V72H190ZM195 73H196V72H195ZM232 73H233V74H232ZM55 74H54V75H55ZM77 74H78V76H79V75H80V76L78 77ZM98 74H99V73H98ZM111 74H112V73H111ZM132 74H133V73H132ZM132 74H130V75L132 76ZM147 74H148V73H147ZM162 74H163V73H162ZM167 74H168V73H167ZM167 74H166V75H167ZM197 74H198V72H197ZM236 74H237V73H236ZM238 74H237V75H238ZM91 75H92V74H91ZM91 75H90V76H91ZM93 75H94V74H93ZM122 75H124V73H123ZM125 75H126V74H125ZM130 75H129V76H130ZM168 75H169V74H168ZM175 75H176V74H175ZM188 75H189V74H188ZM49 76H50V75H49ZM49 76H48V77H49ZM56 76H54V77H56ZM63 76H65V75H63ZM70 76H69V77H70ZM97 76H98V75H97ZM104 76H107V75H104ZM108 76H110V75H108ZM127 76H128V74H127ZM145 76H146V75H145ZM145 76H144V77H145ZM157 76H158V75H157ZM159 76H160V75H159ZM44 77H45V76H44ZM48 77H47V78H48ZM51 77H52V76H51ZM69 77H68V80H69ZM75 77L73 78L74 80H75ZM95 77H96V76H95ZM102 77H103V76H102ZM142 77H143V76H142ZM151 77H152V75H151ZM155 77H156V76H155ZM169 77H170V76H169ZM235 77H236V76H235ZM61 78H63V77H61ZM64 78L66 79V77H64ZM64 78H63V79H64ZM71 78H70V79H71ZM77 78H76V80H78ZM88 78H89V77H88ZM90 78L93 79L94 76H92V77H90ZM96 78H97V77H96ZM96 78H95L94 81H91V80L89 81V80H88V81L90 82L91 85L88 84L89 82L85 83V81L87 80L86 78H85L86 80H85L84 82H83L82 80H80V81H82L81 84L79 83L80 85H79V84H76L77 82L75 83L74 81H73V84H72V85L74 86V83H75V84H76V85H75L76 87H75V86H74V87H75L79 92H84V91H85V88H87V84L93 87V85L95 86V84L98 83V82H95V81L98 80L99 78H98V79H96ZM106 78H107V77H106ZM110 78H111V77H110ZM110 78H109V80H110ZM113 78H114V77H113ZM113 78H112V81H113V80L116 81L115 78H114V79H113ZM116 78H117V77H116ZM119 78L121 79V77H118V78H117V83L120 82V81H118ZM187 78H188V77H187ZM187 78H186V79H187ZM191 78H193V76H192ZM191 78L189 79V80L192 82V85L190 86L191 88H190V87H187V85H185V87L187 88V90H186V89H185V90L187 91V93H189V91H190V93H191V94L189 93V95H188L187 97H189V98L193 97V100H191V99H192V98H191V99H190L191 102H189V103H191V105H192V103H194V102H192V101H194V98L197 96V95H195V94H196L197 90H199L198 87L201 88V85L197 84V85H199V86H197V85H196V82H195V83L193 82V81L196 80V79L193 78L194 80L192 81ZM215 78H216V77H215ZM50 79H51V78H50ZM53 79H54V78H53ZM55 79H56V78H55ZM59 79H60V78H59ZM100 79H102V78H100ZM138 79H139V78H138ZM141 79H143V78H141ZM145 79H146V78H145ZM162 79H163V78H162ZM166 79H167V78H166ZM216 79H217V78H216ZM225 79H226V80H225ZM232 79H233V80H232ZM61 80H62V79H61ZM66 80H67V79H66ZM83 80H84V79H83ZM105 80H106V79H105ZM159 80H160V79H159ZM183 80H184V78H183ZM189 80L186 81V84H188ZM238 80H240V79L238 78ZM62 81H63V80H62ZM103 81H104V80H103ZM130 81H131V80H130ZM161 81H163V80H161ZM171 81H172V80H171ZM198 81H199V80H198ZM198 81H197V83H198ZM204 81H206V80H204ZM204 81L201 80L200 82H202V83L204 84ZM209 81H210V80H209ZM227 81H232V82H234L235 84H234V83H231V82L228 84V83H226ZM71 82H72V80L70 81V83H71ZM78 82H79V81H78ZM99 82H100V81H99ZM101 82H102V81H101ZM101 82H100V83H101ZM107 82L109 83L108 80H107ZM121 82H122V81H121ZM172 82H173V81H172ZM191 82H189V83H191ZM43 83H44V82H43ZM48 83H49V82H48ZM57 83H58V82H57ZM62 83H63V82H62ZM68 83H69V82H68ZM68 83H67V84H68ZM113 83H114V82H113ZM122 83H124V82H122ZM157 83H158V82H157ZM157 83H156V84H157ZM176 83H177V82H176ZM179 83H181V82H179ZM179 83H178V84H179ZM182 83H183V82H182ZM182 83H181V85H182ZM184 83H185V82H184ZM110 84H111V83H110ZM132 84H133V83H132ZM151 84H153V83H151ZM178 84H177V85H178ZM200 84H201V83H200ZM208 84H209V83H208ZM233 84H234V85H233ZM44 85H46V84H44ZM72 85H71V87H72ZM98 85H99V84H98ZM102 85H103V84H102ZM102 85L100 84V86H102ZM105 85H106V84H105ZM120 85H122V84H120ZM125 85H126V84H125ZM135 85H136V84H135ZM154 85H155V84H154ZM179 85H180V84H179ZM183 85H184V84H183ZM90 86H88L87 90L89 89ZM115 86H116V85H115ZM122 86H123V85H122ZM151 86H152V85H151ZM68 87H69V86H68ZM96 87H97V86H96ZM119 87H120V86H119ZM125 87H126V86H125ZM125 87H124V88H125ZM155 87H156V86H155ZM175 87H176V85H175ZM224 87H226L227 89L224 88ZM90 88H91V87H90ZM99 88H100V87H99ZM104 88H105V87H104ZM111 88H112V87H111ZM111 88H110V89H111ZM150 88H151V87H150ZM158 88H159V87H158ZM181 88H182V87H178L177 90L180 89L179 91L181 92V91L183 90V89H181ZM188 88H190V90H189ZM197 88H198V89H197ZM202 88H201V89H202ZM206 88H207V89H206ZM91 89H92V88H91ZM107 89H108V88H107ZM135 89H136V88H135ZM73 90H74V89H73ZM77 90H75V91H77ZM87 90L85 91V93L88 92ZM94 90H95V89H94ZM94 90H93V91H94ZM96 90H97V89H96ZM138 90H139V89H138ZM185 90H184L183 92H185ZM188 90H189V91H188ZM93 91H90V93H91V92L93 93ZM116 91H118V90H116ZM122 91H123V90H122ZM126 91H127V90H126ZM126 91L124 90L123 93H124V92L126 93ZM157 91H158V89H157ZM171 91H172V90H171ZM95 92H96V91H95ZM103 92H104V91H103ZM114 92H115V91H114ZM130 92L132 93V91H130ZM135 92H136V91H135ZM175 92H176V90H175ZM180 92H179V93H180ZM183 92H182V93H183ZM216 92H215V94L212 93V94H213V96H212V97H213V102L216 101L217 98H218V96H219L218 92H217V93H216ZM244 92H245V94H244ZM62 93H63V92H62ZM68 93H69V92H68ZM72 93H74V92H72ZM85 93H84V94H85ZM127 93H128V92H127ZM127 93H126V94H127ZM137 93H138V92H137ZM154 93H155V92H154ZM159 93H160V91H159ZM159 93H158V94H159ZM165 93H166V92H165ZM197 93H199V92H197ZM204 93H202V94H204ZM235 93H238V94H235ZM249 93H250V94H249ZM263 93H262V95L264 96ZM74 94H75V93H74ZM74 94H73V96L76 95V94H75V95H74ZM81 94H82V93H81ZM121 94H122V93H120V95H121ZM126 94H124V96H123L124 99H126V97H127L128 95H129V96L131 95L130 93H129L128 95H126ZM138 94H139V93H138ZM176 94H178V91H177ZM184 94H185V93H184ZM199 94H200V93H199ZM207 94H205V96H206V98L208 97L207 99L209 100V99H210L209 96H211V95L207 96ZM223 94H224V93H223ZM223 94L221 93L220 96H221L222 98H223V96H224V99H226L227 96H226V98H225V95H223ZM226 94H227V93H226ZM77 95H78V93H77ZM77 95H76L75 98H77ZM86 95H87V94H86ZM118 95H119V94H118ZM122 95H123V94H122ZM122 95H121V96H122ZM134 95H135V94H134ZM180 95H183V94H180ZM190 95H191V97H190ZM214 95H216V96H214ZM235 95H236V96H235ZM61 96H62V95H61ZM125 96H126V97H125ZM183 96L185 97V95H183ZM194 96H195V97H194ZM220 96H219V98H221ZM248 96H247V98H248ZM256 96H257V95H256ZM258 96H260V95H258ZM79 97H81V96H79ZM84 97H85V96H84ZM115 97H116V96H115ZM177 97H178V96H177ZM180 97H181V96H180ZM212 97H211V99H212ZM215 97H217V98H215ZM261 97H262V96H261ZM99 98H100V97H99ZM105 98H106V97H105ZM119 98H121V97L119 96ZM168 98H169V97H168ZM174 98H175V97H174ZM174 98H173V99H174ZM182 98H183V97H182ZM185 98H186V97H185ZM185 98H184V99H185ZM189 98H188V100H189ZM206 98H205V99H206ZM219 98H218V99H219ZM222 98H221V99H222ZM247 98H246V97L243 98L244 101L247 100ZM113 99H114V98H113ZM117 99H118V98H117ZM129 99H130V98H129ZM158 99H159V98H158ZM180 99H181V98H180ZM197 99H198V98H197ZM197 99L195 98L196 101H197ZM200 99H201V97H200ZM211 99H210L209 101H211ZM214 99H215V100H214ZM221 99H219V101H218V100H217V101L221 103L222 100H224V99H222V100H221ZM230 99H231V101L229 102V104L232 103L233 100H235V98H234L233 100H232V98H227L226 101H228V100H230ZM248 99H249V98H248ZM250 99H251V98H250ZM260 99H261V101H262V98H260ZM263 99H264V98H263ZM85 100H86V99H85ZM103 100H104V99H103ZM111 100H112V99H111ZM115 100H116V99H115ZM156 100H157V99H156ZM186 100H187V98H186ZM188 100H187V101H188ZM220 100H221V101H220ZM238 100H239V99H238ZM62 101H63V100H62ZM64 101H65V100H64ZM72 101H73V100H72ZM81 101H83V99H81ZM86 101H87V100H86ZM116 101H117V100H116ZM123 101H124V100H122V103H123ZM153 101H155L154 98H153ZM159 101H160V100H159ZM177 101H178V100H177ZM179 101H180V100H179ZM203 101H204V97H203ZM206 101H207V100H206ZM206 101H205V102H206ZM226 101H225V102H226ZM241 101H242V100H241ZM241 101H240V102H241ZM248 101H249V100H248ZM254 101L257 102L256 99H255ZM60 102H61V101H60ZM97 102H98V101H97ZM111 102H112V101H111ZM118 102H119V101H117V104H118ZM128 102H129V106H128V107H130V106H131L130 101H128ZM128 102H127V103H128ZM156 102H157V101H156ZM166 102H168V101H166ZM169 102H170V101H169ZM181 102H182V99H181L180 103H181ZM184 102H186V101L184 100ZM213 102H212V101L209 102V103H212V104H213L212 106H209L210 104L207 102V103H208L207 106H208L209 108L214 107L215 102H214V103H213ZM223 102H224V101H223ZM223 102H222V103H223ZM249 102H250V101H249ZM249 102H248V103H249ZM262 102H263V101H262ZM63 103H64V102H63ZM65 103H66V102H65ZM73 103H74V102H73ZM88 103H89V102H88ZM101 103H102V101H101ZM108 103H109V102H108ZM115 103H116V102H115ZM127 103H126V105H127ZM160 103H161V102H160ZM160 103H157V104H158V107L161 106V105H159ZM177 103H178V102H177ZM177 103H176V104H177ZM186 103H187V102H186ZM197 103H198V102H197ZM207 103H206V104H207ZM234 103H235V101L233 102V105H234ZM241 103H243V102H241ZM260 103H261V102H260ZM76 104H77V103H76ZM109 104H110V103H109ZM120 104H121V103L118 104V107L120 106ZM164 104H165V103H164ZM172 104H174V103L172 102ZM187 104H188V103H187ZM204 104H205V103H203V105H204ZM224 104H225V103H224ZM252 104H253V103H252ZM258 104H259V103H258ZM258 104H257V105H258ZM49 105H50V104H49ZM66 105H67V104H66ZM92 105H93V104H92ZM102 105H103V104H102ZM111 105H112V104H111ZM113 105H114V104H113ZM123 105H124V104H123ZM132 105H133V104H132ZM155 105H156V103H155ZM188 105H190V104H188ZM195 105H196V104H195ZM216 105H217V103H216ZM216 105H215V107H217ZM222 105H223V104H222ZM222 105H221V106H222ZM226 105H227V104H226ZM243 105H244V103H243ZM243 105L241 104V106H243ZM253 105H255V104H253ZM263 105H264V104H263ZM100 106H101V105H100ZM138 106L140 107L139 110L141 111V107H142V106H140V105H138ZM156 106H157V105H156ZM156 106H155V109H156ZM165 106H166V105H165ZM178 106H179V105H178ZM207 106L205 105V108H206ZM237 106H238V105H237ZM237 106H236V107H237ZM241 106H240V107H241ZM251 106H252V105H251ZM75 107H76V106H75ZM118 107H117V108H118ZM121 107H124V106H121ZM126 107H127V106H126ZM126 107H124V108H126ZM133 107H136L135 109H136V111H138L136 105H135V106L133 105ZM133 107H132V108H133ZM176 107H177V106H176ZM185 107H186V106H185ZM187 107H188V106H187ZM215 107H214L213 109H215ZM223 107H224V106H223ZM263 107H264V106H263ZM99 108H100V107H99ZM105 108H106V106H105ZM183 108H184V107H183ZM203 108H204V107H203ZM205 108H204V109H205ZM209 108H208V110H209ZM237 108H239V107H237ZM237 108H236V109H237ZM250 108H251V107H250ZM250 108H249V111L251 110ZM253 108H254V107H253ZM58 109H59V108H58ZM75 109H76V108H75ZM77 109H78V108H77ZM112 109H113V106H112ZM120 109H121V108L119 107V111H120ZM135 109H134V110H135ZM158 109H159V108H158ZM213 109H212V110H213ZM216 109L218 110V109H220V108L218 107V108H216ZM216 109H215V110H216ZM224 109H225V107H224ZM234 109H235V106H234ZM259 109H262V108H259ZM98 110H99V109H98ZM103 110H104V109H103ZM107 110H108V109H107ZM115 110H116V108H115ZM123 110H124V109H123ZM123 110L121 109V112H122ZM126 110H127V109H126ZM181 110H182V109H181ZM183 110H184V109H183ZM202 110H203V109H202ZM205 110H207V109H205ZM205 110H204V111H205ZM212 110H211V114L215 112V110H213L214 112H212ZM225 110H226V109H225ZM240 110H241V109H240ZM255 110H256V109H255ZM263 110H264V109H263ZM65 111H66V110H65ZM77 111H78V110H77ZM117 111H118V110H117ZM124 111H125V110H124ZM136 111H135V112H136ZM140 111H139V112H140ZM143 111H144V112H143ZM154 111L156 112V110H154ZM154 111H153V112H154ZM159 111H160V110H159ZM172 111H173V109H172ZM172 111H170V113H171ZM174 111H175V110H174ZM219 111H221V110H219ZM222 111H223V110H222ZM257 111L260 112V110H257ZM257 111H256V112H257ZM102 112H103V111H102ZM105 112L107 113V111H105ZM105 112H104V114H105ZM142 112H143V113H146L145 110H144V108H143ZM153 112H151V113H152V116H151L150 114H147V115H150V118H149V116H146V115L143 114V116H144L145 118L148 117V118H146V120H145L144 122H145V123L147 122V123H149V124H147V123L145 124V125H147V127H146L145 125H143V124L141 125V130H140L141 133H142V129H143L142 126H145L147 129H150L149 126H150V124H152L150 121H151V120H152V121L154 120L152 117H154V116H156L158 113H160V112H156V113H157V114H156L155 112H154V113H153ZM164 112H165V110H164ZM166 112H167V111H166ZM181 112H182V111H181ZM207 112H208V111H207ZM251 112H253V110H252ZM259 112H258V113H259ZM116 113H117V112H116ZM116 113H115V114H116ZM129 113H130V112H129ZM161 113H163V112H161ZM170 113H169V114H170ZM176 113L178 114V112H176ZM176 113H175V114H176ZM209 113H210V112H209ZM260 113H261V112H260ZM260 113H259V114H260ZM78 114H79V113H78ZM82 114H83V113H82ZM99 114H100V113H99ZM115 114H114V115H115ZM125 114H127L126 116H129L128 113H126V112L123 113L122 115H125ZM131 114H132V113H131ZM133 114H134V111H133ZM135 114H137V113H135ZM138 114H139V113H138ZM153 114H156V115H153ZM179 114H180V113H179ZM199 114H200V113H199ZM199 114H198V115H199ZM241 114H242V113H241ZM244 114H245V113H244ZM261 114H263V112H262ZM114 115H113V116H114ZM122 115H118V116H119V117H120V116L123 117ZM140 115H141V114H140ZM162 115H163V114H162ZM164 115H165V114H164ZM173 115H174V114H173ZM198 115H197V116H198ZM201 115H202V113H201ZM242 115H243V114H242ZM250 115L252 116V118H256V117H258V116L254 117V114H250ZM250 115H249V117H250ZM255 115H257V114H255ZM113 116H112V117H113ZM126 116H124L123 118H125ZM143 116H142V118H141L142 121L144 120ZM158 116H159V115H158ZM175 116H176V115H175ZM197 116H196V117H197ZM209 116H210V115H209ZM211 116H212V115H211ZM90 117H91V116H90ZM100 117H101V116H100ZM104 117H105V116H104ZM104 117H103V118H104ZM109 117H110V116H109ZM119 117H118V118H119ZM164 117H165V116H164ZM166 117H167V116H166ZM177 117H178V116H177ZM202 117H203V116H202ZM202 117L200 116V119H201ZM239 117H240V116H239ZM242 117H244V116H242ZM245 117H247V115H246ZM249 117H248V118H249ZM72 118H73V117H72ZM87 118H88V117H87ZM113 118H114V117H113ZM115 118H117V115H116ZM135 118H139V119H140V116H139V117H135ZM209 118H210V117H209ZM252 118H251V119H252ZM258 118H259V117H258ZM258 118H257V119H258ZM263 118H264V117H263ZM111 119H112V118H111ZM127 119H129L130 121H132V122L129 121L130 123H134L132 119H130V118H127ZM127 119H125V120H124V119H121V120H123V121H127ZM139 119H138V120H139ZM148 119H150V121H149ZM155 119H156V118H155ZM170 119L172 120V118H170ZM173 119H174V118H173ZM197 119H198V117H197ZM204 119H206V117H205ZM204 119H203V120H204ZM207 119H208V118H207ZM210 119H211V118H210ZM237 119H239V118H237ZM240 119H241V118H240ZM242 119H243V118H242ZM74 120H75V119H74ZM82 120H83V119H82ZM102 120H103V119H102ZM118 120H120V119H117V121H118ZM121 120H120V121H121ZM180 120H181V119H180ZM201 120H202V119H201ZM248 120H250V119H248ZM261 120H263V119H261ZM76 121H77V120H76ZM87 121H89V120H87ZM95 121H96V120H95ZM97 121H98V120H97ZM99 121H100V120H99ZM111 121H113V120H111ZM198 121H199V119H198ZM211 121H212V120H211ZM211 121H210V122H211ZM239 121H240V120H239ZM244 121H245V119H244ZM250 121H251V120H250ZM252 121H253V120H252ZM257 121H258V120H257ZM263 121H264V120H263ZM118 122H119V121H118ZM118 122H117V123H118ZM172 122H175V120L172 121ZM196 122H197V121H196ZM205 122H207V120H206ZM223 122H225V121L223 120ZM226 122H229V120L227 119ZM226 122H225V123H226ZM247 122H249V121H247ZM103 123H104V122H103ZM114 123H116V122L114 121ZM121 123L124 124L122 121H121ZM142 123H143V122H142ZM167 123H169V122H167ZM200 123H201V122H200ZM240 123H241V122H240ZM249 123H250V122H249ZM251 123H252V122H251ZM255 123L257 124L256 121H255ZM112 124H113V123H112ZM118 124H119V126H120V123H118ZM126 124H127V123H126ZM138 124H139V123H138ZM153 124H154V122H153ZM162 124H163V123H162ZM180 124H181V123H180ZM190 124H194V123H190ZM190 124H189V125H190ZM209 124H210V123H209ZM237 124H238V123H236V126H237ZM253 124H254V123H253ZM259 124H260V122H259ZM259 124H258V125H259ZM91 125H92V124H91ZM101 125H103V124L101 123ZM113 125H114V124H113ZM127 125H128V124H127ZM168 125H169V124H168ZM173 125H174V123H173ZM177 125H178V124H177ZM183 125H184V123H183ZM217 125H218V124H217ZM249 125L251 126V124H249ZM249 125L247 126V127H248L247 129H250V128H249ZM261 125H262V124H261ZM5 126H6V123H5ZM123 126H125V125H122V128H123ZM132 126H133L132 128L134 129V126H135V125L133 124ZM162 126H163V125H162ZM184 126H186V125H184ZM184 126H183V127H184ZM190 126H191V125H190ZM204 126H205V128H206V125H202V127H204ZM209 126H210V125H209ZM211 126H212V125H211ZM211 126H210V127H211ZM228 126H229V125H228ZM91 127H92V126H91ZM97 127H98V126H97ZM113 127H114V126H113ZM116 127H117V125H115V128H116ZM127 127L130 128V126H127ZM145 127H144V128H145ZM150 127H151V126H150ZM152 127H153V125H152ZM152 127H151V128H152ZM155 127H156V125H155ZM158 127H159V126H158ZM158 127H156V128H158ZM167 127H168V126H167ZM181 127H182V125H181ZM181 127H180V128H181ZM199 127H200V125H199ZM222 127H223V126H222ZM234 127H235V126H234ZM242 127H243V126H242ZM253 127H254V126H253ZM262 127H263V126H262ZM9 128H10V127H9ZM93 128H95V125H94ZM124 128H125V127H124ZM146 128H145V129H146ZM164 128H165V127H164ZM170 128H171V127H170ZM172 128H173V126H172ZM174 128H176V127L174 126ZM178 128H179V127H177L176 130H179V129H180V128H179V129H178ZM193 128H194V125H193ZM213 128H214V126L212 127V130H213ZM218 128H219V127H218ZM225 128H226V127H225ZM229 128H230V127H229ZM229 128H228V129H229ZM235 128H236V127H235ZM235 128H234V129H235ZM257 128H258V127H257ZM259 128H261V126H260ZM98 129H99V128H98ZM98 129H97V130H98ZM113 129H114V128H113ZM133 129H131V130H133ZM145 129L143 130V132L146 131ZM154 129H155V128H154ZM160 129H162V128H160ZM186 129H188V127H187ZM186 129L184 128L183 130L185 131ZM207 129H208V128H207ZM231 129H232V128H231ZM244 129H245V128H244ZM251 129H252V128H251ZM7 130H8V128H7ZM88 130H89V129H88ZM97 130H94V131H97ZM118 130H119V129H118ZM125 130H126V129H125ZM134 130H137V132H134L135 135H136V133H139V132H138L139 130H138L137 128H135ZM196 130H197V129H196ZM199 130H200V129H199ZM224 130H225V129H224ZM232 130H233V129H232ZM232 130H231V131H232ZM238 130H240V129L238 128L236 131L239 132ZM254 130L256 131V129H254ZM254 130H253V131H254ZM4 131H5V130H4ZM9 131H10V130H9ZM9 131H8V132H9ZM90 131H91V130H89L87 133H89ZM92 131H93V130H92ZM120 131H121V130H119V132H120ZM123 131H124V130H123ZM123 131H122V132H123ZM147 131H149V130H147ZM158 131H160V130H158ZM164 131H165V130H164ZM172 131H173V130H172ZM189 131H190V130H189ZM203 131H205V130H203ZM203 131H202V132H203ZM207 131H208V130H207ZM213 131H214V130H213ZM216 131H217V130H216ZM263 131H264V130H263ZM124 132H125V131H124ZM179 132H182V128H181V130H179ZM179 132H177V134H178ZM186 132H187V130H186ZM194 132H196V131H194ZM197 132H198V131H197ZM92 133H93V132H91V135L93 136V139H90L91 136H89V135H87V134H85V133H84V134H81V133L79 132V130L77 129V131L74 133V144H72V145H70V146H68V147L61 148V149H56V151L54 152V155H59L58 158L60 159V161H61L62 163L67 164V165H68L69 167H71V169H72V175H71V177H70L69 184H68V186H67L65 189H63V190H59V189H57L54 185H50V184L47 183L46 180H44V176H45V173H46L47 169H46L45 167H43V165L46 163V159L52 157L53 153H52L51 151H49V152L46 153L47 150L44 149V150H39V151L32 152L31 154H29V153H27V152L21 153V152L19 151V149H16V150H14L15 152L13 151V153L11 154V153H9L10 150H9L8 152L3 151V150L5 149V147H4V149H3V146H1L2 148H0V163H6V162H8L9 160L17 161V162H25V163L30 164V165L32 166V168H34V169H38V170H37V171H38V176H39V178H40V182H41V184H42V186H43V190H44V196H43V199H44V201H45L47 198H49V199L46 201L47 203H45V205H44V202H42L43 204H42V203L37 204L36 201L39 200V199H41L43 194H42V193H39V192H36V193H34V195H33L31 198H29V199H24V198H20V199H18V200H15V199H14V200H15L14 202L16 203L15 206L17 205V202H18V201H20V203H22V204H23V203H27L26 205L23 204L24 207H26V209H24L23 205L21 206L20 203H19V208L16 209L17 207L14 206V204H13V200H12V199H8V197H7V195L5 194L4 191H2V193L5 194V195H4L5 197H3V194H1V192H0V195L2 196V197L0 196V197L2 198V200L0 199V201H2L1 204H0V213H2V209H3L2 204H3V205H8L9 203L11 204V201H12V204L9 206V210L7 209V211H6V212H7L6 217H10V219H9V218H7V219L11 220V218L14 219V217H16V216H17V217L15 218V220H16V219H20V218H19L20 215H21L20 217L26 215V216H24V217H25L26 219H28V220H25V218L22 217V218L20 219L21 222H20V220H19V221H18V220H17V221L14 220L15 222H18V223H16V224H19V223H20V224L17 226L15 223H13V224L16 226L15 228L12 226L13 230H12L11 228L8 227L9 225H8L7 227H4V225L1 224V222H0V229H1V227H3V228L5 229L4 231H6V228H9V230L11 229L12 231H14V232L11 231L12 233L9 232V230H8V232L6 231V232H7V233L5 234L6 236H5V235L3 234V232H2V234L4 235L3 238H6V237H7V234H8V237H9V235H10V237H9V238L7 237V239H5V241H6V240L8 241L7 243L3 242L4 239H2V242L0 241V242H1V245H5V248H4V246L2 247V246L0 245V263H2L1 261L4 260V259H3L4 256H5V259H6V258H7V259L10 258V257H6V255L8 256V255H10L11 253H15V254L17 253V254H19L20 251H25L27 245L29 246V248L26 249V252H27V251L29 252V250H30V244H31L33 241L36 242V241H37V239H36L37 237H38V239L43 238V237L46 238L45 233H44L45 231L42 232L43 235L41 234V230H42V229L44 230V227H45L46 222H48V223L50 222L49 225H50V227L53 229V230H52V229H49V230H52V232H55L56 229H54L55 227H52V226H54L53 223H54V221H56L55 218H56L57 215L55 216V218L52 217V216H54V215L51 216L52 219H54V220L50 219L49 216H44V217H48V219H50V220H48V221H47V218L44 219V217H43V215H46V214L48 213L47 211H45L46 208H44V206H46V204H47V206H48V203H49L48 201H50V204H51V201H52V203H55V204H52V205L55 206V207H57V205L59 206V204H60V207L63 205L62 208L64 207V205H65V206L67 205V206H68V207H67V210L70 211V212H71V210H73L72 213L74 212V210H75V211L77 210L76 208H79V207L81 208V207H83V206H81V205H80V206L76 205V206H77L76 208H75V206H73V207L71 208V204H72L73 202H74V203H73L72 205H75V204H77V203L75 202V201H76L75 197H72V196H71V197L73 198V202H72V199L69 198V197H70L69 195H71V192H73L72 195H75L74 193H77V192H78L77 194H79V193H82V194L87 193V194H89L90 191H91V188H93V187H92V184L94 183V180H95V178L97 177L96 174H98V172H99L98 170L96 171L97 173L95 172V175H96V177H95V176H94V171H95L96 169L93 170V169H94V165H93V164H95V163L97 164L98 161H99V160H98V161L96 160L97 162L94 161L95 159H98V158H99V157L97 158L98 151H96V152L94 151L95 154H96V153H97V154H96V156H93V160H92V159L90 160V158H88V156H89L88 154L91 153L90 151L87 152L88 149L90 150V148H88V145L91 144V142H92V141L95 139V137H96V136H94V134H96V133H94V134H92ZM97 133H100V132H97ZM120 133H121V132H120ZM156 133H157V132H156ZM162 133H163V132H162ZM182 133H183V132H182ZM192 133H193V132H192ZM199 133H200V132H199ZM199 133H198V134H199ZM206 133H207V132H206ZM211 133H212V132H211ZM217 133H219V132H217ZM225 133H229V131H228V132L225 131ZM256 133L258 134V132H256ZM263 133H264V132H263ZM3 134H4V133H3ZM115 134H116V133H115ZM127 134H128V133H127ZM127 134H126V135H127ZM132 134H133V133H132ZM132 134H131V137L134 136V135H132ZM146 134H148V133H146ZM159 134H160V132H159ZM177 134H174V133H173L174 136H176ZM179 134H181V133H179ZM187 134H188V133L185 134V132H184V135H187ZM189 134H190V136H192L194 133L191 134V133L189 132ZM189 134H188V135H189ZM198 134L195 133L194 135H195V137H197V138L200 137V138H198V139H200V140H202L203 137H205V136L208 135V134H207V135L203 136L205 133H204V134L200 133V134H202L201 136H203L202 139H201V136H196V135H198ZM219 134L222 135L221 132H220ZM233 134H235V133H232V136H233ZM238 134H239V133H238ZM259 134L261 135V133H259ZM100 135H101V134H100ZM139 135H140V134H139ZM139 135H137V136H139ZM154 135H155V134H154ZM165 135H166V134H165ZM188 135H187V136H188ZM214 135H215V134H214ZM223 135H224V134H223ZM262 135H263V134H262ZM98 136H99V135H98ZM119 136H120V135H119ZM145 136H146V135L144 134V137H142V134H141V137H142L143 139H145ZM234 136H235V135H234ZM238 136H239V135H238ZM5 137H6V136H5ZM8 137H9V136H8ZM120 137H121V136H120ZM125 137H126V136H125ZM127 137H128V136H127ZM131 137L129 136L128 140L126 139V141H128L127 143H128L129 146H130V144H133V145H134V144L136 143L135 141H132V140H135L134 138H136V141H138V140L140 139V136H139V138H137V137L135 136V137L132 138V140H130V141L132 142V143H131V142L129 141V139H130ZM159 137H160V136H159ZM159 137H158V139H157V137H156V142H157V140L160 139ZM192 137H193V136H192ZM217 137H218V135H217ZM226 137H230V134H229V136L226 135ZM6 138H7V137H6ZM9 138H10V137H9ZM123 138H124V137H123ZM142 138H141V139H142ZM162 138L165 140V137H164V136H161V139H162ZM166 138H167V136H166ZM170 138H171V137H170ZM207 138H208V141H210L209 138H212V137H208V136H207ZM207 138H206V140H207ZM213 138H214V139H217V138H215L214 136H213ZM230 138H231V137H230ZM263 138H264V135H263ZM114 139H115V138H114ZM137 139H138V140H137ZM141 139H140V140H141ZM143 139H142V140H143ZM161 139H160V140H161ZM167 139H168V138H167ZM172 139H173V136H172L171 140H172ZM195 139H196V138H195ZM214 139H213V140H214ZM232 139H233V138H232ZM260 139H261V138H260ZM118 140H119V139H118ZM124 140H125V139H124ZM140 140H139V142H140ZM145 140H146V139H145ZM171 140H170V141H171ZM185 140H186V137H184V140H183V141H185ZM192 140H193V138H192ZM200 140H199V141H200ZM213 140H212V141H213ZM235 140H236V139H235ZM263 140H264V139H263ZM96 141H97V138H96ZM96 141H95V142H96ZM126 141H122V142H126ZM143 141H144V140H143ZM154 141H155V140H154ZM181 141H182V140H181ZM189 141H190V140H189ZM217 141H219V140L217 139ZM226 141H227V139H226ZM230 141H233V140H229V142H230ZM116 142L118 143V141H116ZM139 142H138V143H139ZM159 142H160V141H159ZM96 143H97V142H96ZM96 143H94V144H96ZM140 143H141V142H140ZM182 143H183V142H182ZM182 143H181V144H182ZM192 143H194V142L192 141ZM203 143H205V142H203ZM207 143H209V142H207ZM213 143H214V141H213ZM217 143H218V142H217ZM217 143H216V144H217ZM222 143H223V142H222ZM86 144H88V145L86 146ZM112 144H113V143H112ZM122 144H123V143H122ZM125 144H126V143H125ZM142 144H143V143H142ZM142 144H141V145H142ZM158 144H159V143H158ZM185 144H186V142L183 143L182 145L186 146L185 148H188V145H187V144L185 145ZM189 144H191V142H190ZM199 144H200V143H199ZM210 144H212L211 141H210ZM216 144H214V145L216 146ZM220 144H221V143H219V145H220ZM82 145L86 146V148H88V149H85V147H84L85 150H84L81 154L77 155V149H78V147H80V146L82 147ZM118 145H119V144H118ZM118 145H116V146H118ZM123 145H124V144H123ZM135 145H137V143H136ZM135 145H134V148H135ZM176 145H177V147L179 146V147H178L179 149H180V147L183 148V149H185L184 146H180V144H179V145H178V144H175V145H173V146H176ZM204 145H205V144H202L201 146H204ZM214 145H213V146H214ZM221 145H222V144H221ZM226 145H227V144H226ZM231 145H233V144H231ZM116 146H115V147H116ZM119 146H120V145H119ZM143 146H144V145H143ZM146 146H147V143H146ZM157 146H158V145H157ZM162 146H163V145H162ZM191 146H192V144H191ZM207 146H209V145H207ZM207 146L205 145V147H207ZM211 146H212V145H211ZM213 146H212V147H213ZM215 146H214V147H215ZM236 146H237V144H236ZM90 147H91L92 152H93V148H92V146H90ZM93 147H94V145H93ZM95 147H96V146H95ZM99 147H100V146H99ZM199 147H200V146H199ZM212 147H207V148H212ZM220 147H221V146H220ZM233 147H234V146H233ZM134 148H133V150H134ZM143 148H145V147H143ZM150 148H151V147H150ZM155 148H156V147H155ZM174 148H175V147H174ZM178 148H177V150H178ZM195 148H196V147H195ZM230 148L232 149V147H230ZM234 148H235V147H234ZM1 149H2V150H1ZM6 149H7V147H6ZM94 149H95V148H94ZM130 149H131V148H130ZM146 149H147V148H146ZM146 149H144L143 151H145ZM159 149H160V148H159ZM159 149H158V150H159ZM183 149H181V151H182ZM188 149H189V148H188ZM212 149H213V148H212ZM215 149H216V148H215ZM231 149H230V150H231ZM235 149H236V148H235ZM17 150H18V151H17ZM99 150H100V149H99ZM170 150H172V149H170ZM177 150H174V151H177ZM217 150H218V149H217ZM227 150H228V149H227ZM11 151H12V150H11ZM146 151H147V150H146ZM149 151H150V150H149ZM174 151H173V152H174ZM179 151H180V150H179ZM210 151H211V150H210ZM212 151H213V150H212ZM234 151H235V150H233V153H234ZM94 152H93V153H94ZM116 152H117V151H116ZM161 152H162V151H161ZM182 152H183V151H182ZM217 152H218V151H217ZM224 152H226V150H225ZM236 152L239 153V151H236ZM236 152H235V153H236ZM93 153H91V154H93ZM177 153H178V151H177ZM235 153H234V156H235ZM91 154H90L89 157H92ZM130 154H131V153H130ZM143 154H144V153H143ZM179 154H181V153L179 152L177 155H179ZM217 154H218V153H217ZM226 154H227V153H226ZM229 154H230V153H229ZM98 155H99V154H98ZM127 155H128V154H127ZM149 155H150V154H149ZM158 155H159V154H158ZM208 155H209V154H208ZM238 155H239V154H238ZM125 156H126V155H125ZM228 156H229V155H228ZM234 156H233V159H234ZM239 156H240V155H239ZM94 157H96V158L94 159ZM215 157H216V156H215ZM222 157H223V156H222ZM104 158H105V157H104ZM144 158H145V157H144ZM207 158H208V156H207ZM217 158H218V157H217ZM223 158H224V157H223ZM226 158H227V157H226ZM228 158H229V157H228ZM231 158H232V156H231ZM235 158H236V157H235ZM233 159L230 160V161L232 162ZM237 159H238V158H237ZM239 159H240V158H239ZM226 160H227V159H226ZM91 161H92V162H91ZM211 161H212V160H211ZM217 161H219V159H218ZM224 161H225V160H224ZM234 161H235V159H234ZM234 161L232 162V164L230 163V164H231V166L229 165L230 167H229L228 165H226V167L228 166V168H227L226 170H229V171L227 172V171L225 170L224 173H226V172H227V173L224 174V175H225V176H224L225 178L222 176L223 178H222V181H221L224 190L226 191L227 188L229 189V190L227 189V191H229V192L226 191V192L228 193L229 196H228V195H225L226 192L224 191L225 193H224V195H222L221 197H222V199H223V196H226L227 198L229 197V199H230V195H231V200H234V199H232V196H233V198H235V196H236V198L238 197L239 200L242 201V200H243L242 198L244 197V194H246L245 192H246V190H247V188H246L247 185L250 187V184H251L252 182H254V181H253V178L251 179V177H252L251 175H253V174L255 175V173L258 172V169H257V170H254V169H256L255 166H257V164H259V163H257L256 165H250V164H245V165H244V164H243L244 167L242 168L243 165H242V166L240 165V164H241V161L239 162V161L236 160V161H235L236 163H235ZM93 162H95V163H93ZM108 162H110V160H109ZM114 162H115V161H114ZM91 163H92V164H91ZM104 163H105V162H104ZM106 163H107V160H106ZM110 163H111V162H110ZM110 163H109V165L106 164L105 167L107 168V166H109V167L112 166V165H110ZM112 163H113V162H112ZM216 163H217V162H216ZM228 163H229V162H228ZM96 164H95V165H96ZM114 164H115V163H114ZM92 165H93V166H92ZM98 165H99V163H98ZM115 165H116V164H115ZM116 166H118V165H116ZM131 166H132V165H131ZM224 166H225V165H223V167H224ZM96 167H98V166L96 165ZM96 167H95V168H96ZM102 167H103V166H102ZM105 167H103L102 169H104ZM109 167H108V168H109ZM176 167H177V166H176ZM220 167H221V166H220ZM106 168H105V170H106ZM112 168H113V170H112ZM118 168H119V167H118ZM98 169H100V167H99ZM109 169H111V170H109L111 173H112L113 171L116 173L115 170H116L117 168H116L115 166H114V167L112 166V167H110ZM114 169H115V170H114ZM173 169L175 170V168H173ZM118 170H120V169H118ZM131 170H132V169H131ZM176 170H177V168H176ZM178 170H179V168H178ZM106 171L108 172V169H107ZM106 171H104V170H103V172L100 171L102 174L105 173L106 176L104 175V177H105L104 179H106L107 175H108V176H109V175H110V176L112 175V177L114 176V179L116 178L115 175H113L114 172H113L112 174H111V173L109 174V172L107 173ZM127 171H128V170H127ZM127 171H126V172H127ZM137 171H138V170H137ZM179 171H180V170H179ZM218 171H219V170H218ZM221 171H222V170H221ZM255 171H257V172H255ZM134 172H136V171H134ZM140 172H141V171H140ZM176 172H177V171H176ZM222 172H223V171H222ZM222 172H220V173L222 174ZM253 172H255V173H253ZM123 173H124V172H123ZM131 173H132V175H133V172H130V173H128V174H131ZM141 173H142V172H141ZM141 173H140V174H141ZM179 173H180V172H179ZM181 173H182V172H181ZM121 174H122V173H121ZM126 174H127V173H126ZM98 175H99V174H98ZM117 175H118V174H117ZM143 175H145V174H143ZM148 175H149V174H148ZM177 175H178V174H177ZM177 175H176V176H177ZM110 176H109L108 179H109V180L111 179V181H112V178H111ZM125 176H126V175H125ZM129 176H130V175H129ZM133 176H136V175H133ZM179 176H181V175H179ZM179 176H178V177H179ZM127 177H128V176H127ZM127 177H126L125 180L128 182L129 180H127V179H130V178H127ZM130 177H132V176H130ZM141 177H142V176H141ZM141 177H140V179H141ZM146 177L148 178L147 174H146ZM149 177H150V176H149ZM151 177H152V176H151ZM155 177H156V176H153L152 178H155ZM158 177H159V176H157V179H158ZM219 177H221V176H219ZM254 177H255V176H254ZM117 178H118V180L115 179L116 182L113 180V181L115 182V184H116V183H119L120 181H123V179H124V177H123V179L121 178L122 180H120L119 177H117ZM136 178L139 179V175H138V177H136ZM93 179H94V180H93ZM101 179H102V178H101ZM132 179H134V178H132ZM140 179H139V180H140ZM142 179H145V178H142ZM217 179H218V178H217ZM260 179H261V178H260ZM106 180H107V179H106ZM109 180H107V181H109ZM130 180H131V179H130ZM134 180H135V179H134ZM139 180H137V181H138L140 184H141V182H142V185H143V186L147 185L148 188H149V186H152V187L154 186V185H152V184H151V185L149 184L150 182H151V183L154 182L152 179H146L147 181H146V180H145V181H144V180H142V181L140 180L141 182H140ZM159 180H160V179H159ZM207 180H208V179H207ZM212 180H213V179H212ZM215 180H216V178H215ZM251 180H252V182L250 183ZM117 181H119V182H117ZM143 181H144V183H143ZM160 181H161V180H160ZM162 181H164V180L162 179ZM162 181H161V182H162ZM166 181H167V179H166ZM178 181H179V180H178ZM180 181H181V180H180ZM200 181H201V180H200ZM205 181H206V180H205ZM217 181H218V180H216V182H217ZM262 181H264V180H262ZM95 182H96V180H95ZM124 182H125V181H124ZM129 182H130V181H129ZM131 182H132V181H131ZM131 182H130V183H131ZM133 182H134V181H133ZM135 182H136V181H135ZM135 182H134V183H135ZM155 182H156V179H155ZM164 182H165V181H164ZM185 182H187V181H185ZM188 182H189V181H188ZM191 182H192V181H191ZM196 182H197V181H196ZM196 182H195V183H196ZM219 182H220V181H219ZM102 183H103V182H102ZM111 183H113V182H111ZM130 183H128V184H130ZM134 183H133V184H134ZM157 183H158V181H157ZM173 183H174V182H173ZM180 183H181V182H180ZM189 183H190V182H189ZM197 183H198V182H197ZM206 183H207V181H206ZM217 183H218V182H217ZM248 183H249V184H248ZM95 184H96V183H94L93 185H95ZM108 184H109V182H108ZM120 184H121V183H120ZM125 184H126V183H125ZM133 184H132V185H133ZM140 184H138V186H136V184H135L136 187H135L134 190H137V189H138V190H137V193H139V192H141V191H142V192H145V191H146V189H145V191H143L142 189H143V188H146L147 186H145V187L142 188V186H141ZM148 184H149V185H148ZM153 184H154V183H153ZM162 184H163V183H162ZM181 184H183V183H181ZM184 184H185V183H184ZM212 184H214V183H212ZM253 184H254V183H253ZM130 185H131V184H130ZM177 185L179 186V184H177ZM177 185H176V186H177ZM192 185H194V184H192ZM196 185H197V184H196ZM196 185H195V186H196ZM199 185H200V184H199ZM220 185H221V184H220ZM220 185H219V186H220ZM258 185H260V184L258 183ZM262 185H264V184H262ZM125 186H126V185H125ZM128 186H129V185H128ZM140 186H141V187H140ZM157 186H159V184H158ZM105 187H107V186H105ZM110 187H111V186H110ZM114 187H115V186H114ZM114 187H113V188H114ZM121 187H122V186H121ZM126 187H127V186H126ZM137 187H140L141 189H139V188H137ZM152 187H150V189H151ZM164 187H165V185H164ZM180 187H183V185L180 186ZM211 187H213V185H212ZM238 187H239L240 189H241V187H242L243 189L246 188V190L243 191L244 194H243L242 191H241V190H243V189L240 190ZM251 187H252V185H251ZM259 187H261V189H260V192H261V190H262V186L260 185V186H258V188H259ZM95 188H96V187H94L93 189H95ZM116 188H117V187H116ZM129 188H130V187H129ZM129 188L127 187V189H129ZM133 188H134V186H132V189H133ZM154 188H156V187H154ZM154 188H152V189H154ZM157 188H158V187H157ZM161 188H162V186H161ZM176 188L178 189V187H176ZM187 188H188V187H187ZM190 188H191V187H190ZM196 188H197V187H196ZM214 188H216V186H215ZM225 188H226V189H225ZM50 189L54 190V192H56L58 196H57L56 193H55V195H56L57 197H55V196L53 197V196H52V198H50V196H49L50 193H53V192H49ZM93 189H92L91 192H95V191H93ZM99 189H100V188H99ZM109 189H110V188H109ZM182 189H183V188H182ZM188 189H189V188H188ZM188 189H187V190H188ZM192 189H193V188H192ZM197 189H198V188H197ZM248 189H249V188H248ZM52 190H51V191H52ZM129 190H130V189H129ZM134 190H132V191H134ZM157 190H158V189H157ZM157 190H156V191H157ZM178 190H179V189H178ZM178 190H177V191H178ZM216 190H217V188H216ZM218 190H219V187H218ZM220 190H223V189L221 188ZM235 190H239V191H241L240 193L243 194V195H242V196H241V194L239 195V192H238V191H236V193H235ZM249 190L251 191V188H250ZM263 190H264V189H263ZM0 191H1V190H0ZM101 191H102V190H101ZM107 191H108V189H107ZM109 191L112 192L113 190H109ZM109 191H108V192H109ZM127 191H128V190H127ZM127 191L125 190V192H127ZM132 191H131V193H132V197H133V192H132ZM138 191H139V192H138ZM148 191L150 192V190H148ZM175 191H176V189H175ZM177 191H176V192H177ZM185 191H186V187H185V190H184V191H181V192H182L181 195H178V200H177V201H179V203L181 204L182 208L184 207V208L182 209L183 211L186 210V209H188V211H189L190 208H188V207H189L190 205H191L190 207H194V206H195V207H194V209H195V208H196V204L194 203L195 205L193 206V203H192V202H193V199H192L193 195H192V194L194 193L193 191H195V189L192 190L193 193H191L190 191H188V192H190V193H184ZM247 191H248V190H247ZM250 191H248V192H250ZM88 192H89V193H88ZM105 192H106V190H105ZM115 192H116V191H115ZM142 192H141V194H142ZM152 192H153V191H152ZM178 192H180V190H179ZM186 192H187V191H186ZM209 192H210V191H209ZM217 192H219V191H217ZM248 192H247V194H249ZM260 192H258V194H257L259 197L261 196V195H259V194H262L264 191H262V193H260ZM99 193H100V191H99ZM109 193H110V192H109ZM129 193H130V192H129ZM134 193H135V191H134ZM137 193H136V194H137ZM147 193H148V192H147ZM154 193H155V192H154ZM156 193H157V192H156ZM173 193H174V192H173ZM195 193H196V192H195ZM195 193H194V195H195ZM53 194H54V193H53ZM53 194H51V195H53ZM90 194H91V193H90ZM92 194H94V193H92ZM101 194H102V193H101ZM125 194H127V193H125ZM150 194H151V192H150ZM150 194H148V196H152V195H150ZM211 194H212V193H211ZM215 194H216V193H215ZM220 194H221V193H220ZM237 194H238L239 196H237ZM263 194H264V193H263ZM79 195H80V196H78V195H75V196L80 197V198H78V199H81V203H82L84 199H82L81 194H79ZM102 195H103V194H102ZM104 195H105V194H104ZM104 195H103V196H104ZM114 195L116 196V193H115ZM137 195H139V194H137ZM142 195L145 196V193L142 194ZM146 195H147V194H146ZM172 195H173V194H172ZM234 195H235V196H234ZM82 196L85 197V200H87L86 198H87L88 196L86 197V194H85V196H84V195H82ZM90 196H92V195H90ZM90 196H89V197H90ZM107 196H109V195H107ZM125 196H126V195H125ZM125 196H123V197H125ZM127 196H128V195H127ZM127 196H126V197H127ZM130 196H131V195H130ZM130 196H129V197H130ZM143 196H142V197H143ZM148 196H145V199H144L145 201H143V202H145V203L147 202V206H149V207H150V205L152 204V205L158 207V209H160L159 206L162 205V204H161L160 202H156L155 196H154L155 201H151V200H153L152 198L148 199ZM173 196H174V195H173ZM176 196H177V194L175 195V198H174V199H177ZM240 196H241L242 198H241ZM246 196H248V195H245V198H246ZM92 197H93V196H92ZM111 197H112V196H111ZM113 197H114V196H113ZM113 197H112V198H113ZM116 197H117V196H116ZM116 197H114V198L116 199ZM123 197H122V198H123ZM126 197H125V198H126ZM134 197H135V196H134ZM134 197H133V198H134ZM171 197H172V196H171ZM218 197H220V196H218ZM97 198H98V197H97ZM99 198H100V196H99ZM114 198H113V199H110L111 201L114 200V201H113L114 203L110 202V200H108L109 203H108V201H106L108 205L110 204V205L113 206L112 209H115V207H114L113 204L116 203V202H115L116 200L118 201V202L116 203L117 205H118V204H121V206H122L123 203H125V202H123V201L125 200V198H123L124 200L122 201V203L119 202L121 197L119 198V196H118V199H119V200H118V199L115 200ZM122 198H121V200H122ZM127 198H128V197H127ZM133 198H132V199H133ZM137 198H138V197H137ZM143 198H144V197H143ZM143 198H141V199L143 200ZM196 198H197V197H196ZM227 198H226V200H227ZM238 198H237V199H238ZM240 198H241V199H240ZM245 198H244V199H245ZM260 198H261V199L263 198V201H262L261 199H260V201H262V202H263L262 204H264V196H262V197H260ZM53 199H54V201H55V200H56V201L54 202ZM108 199H109V198H108ZM129 199H130V198H129ZM141 199H140V200H141ZM172 199H173V198H172ZM172 199H170V201H171ZM174 199H173V200H174ZM211 199H212V198H211ZM214 199H216V198H214ZM229 199H228V200H229ZM237 199H236V200H237ZM246 199H247V198H246ZM70 200H71L72 203L70 202ZM95 200H96V199H95ZM95 200H94V201H95ZM130 200H131V199H130ZM130 200H129V201H130ZM173 200H172L171 202H174ZM239 200H238V201H239ZM57 201H58V204H57ZM88 201H91V199H88ZM88 201H87V203H90V202H88ZM126 201H127V200H126ZM138 201H139V200H138ZM158 201H159V200H158ZM175 201H176V200H175ZM177 201H176V202H177ZM217 201H218V200H217ZM238 201H237V202H238ZM243 201H244V200H243ZM77 202H78V201H77ZM91 202H92V201H91ZM161 202H162V201H161ZM223 202H227V201L223 200V201L220 202V203H223ZM231 202H232V201H231ZM244 202H245V201H244ZM68 203H69V205H68ZM83 203H84V202H83ZM83 203H82V205L85 206V204H83ZM85 203H86V202H85ZM87 203H86V205H87V207H89V208H88V210H89V209H90V206H88ZM100 203H102V202H100ZM132 203H133V202H132ZM141 203H142V202H141ZM157 203H158V204L160 203V205L157 206V205H158ZM164 203H165V201H163V205H164ZM239 203H240V202H239ZM241 203H243V202H241ZM260 203H261V202H260ZM56 204H57V205H56ZM78 204H79V203H78ZM107 204H106V205H107ZM116 204H115V206L117 207ZM148 204H150V205H148ZM169 204H172V203H169ZM176 204H178V203H176ZM176 204H174V206H175ZM182 204H183V205H182ZM43 205H44V206H43ZM89 205H90V204H89ZM92 205H93V204H92ZM98 205H99V204H98ZM103 205H104V204H103ZM110 205H109V206H110ZM125 205H126V204H125ZM129 205H130V204H129ZM167 205H168V204H167ZM217 205L220 206L219 203H217ZM11 206H12L13 208H14V207H15V208L12 210V209H10V208H12ZM49 206H51V205H49ZM93 206H94V205H93ZM100 206H101V205H100ZM121 206L119 205L118 207L121 209V208H123V207H121ZM165 206H166V205H165ZM176 206H177V205H176ZM263 206H264V205H263ZM6 207H7V206H6ZM22 207H23V209H22ZM60 207H58L59 209L57 208V211H58V212L62 209V208H60ZM104 207H106V206H104ZM118 207H117V208H118ZM124 207L126 208V206H124ZM144 207H145V204H144ZM168 207H169V205H168ZM170 207L172 208V206H170ZM170 207H169V208H170ZM215 207H216V206H215ZM221 207H222V206H221ZM221 207H219V208H221ZM225 207H227V205H225ZM20 208H21V212H20ZM64 208H65V210H66V207H64ZM80 208H79V209H80ZM84 208H85V207H83V209H84ZM93 208H94V207H93ZM95 208H96V206H95ZM98 208H99V207H98ZM100 208H101V207H100ZM106 208H107V207H106ZM117 208H116V209H117ZM146 208H148V207H146ZM153 208H155V207H153ZM178 208H179V207H178ZM229 208H230V207H229ZM4 209H5V208H4ZM44 209H45V210H44ZM51 209H52V207H51ZM55 209H56V208H55ZM70 209H71V210H70ZM109 209H110V208H109ZM109 209H104V211H101V210H100V212H102L103 215L100 214V213H98V214L102 215L101 217H103V219L106 218V220H104V222H105V224H106V225H105L106 227L103 225L105 228H107L108 226H109L108 228H110L111 225L113 224L112 222L114 221V220L111 218L112 222H110V221H109V216H108V215H107L108 217H105V216H104V213H103V212H105V210H106V213L108 214L109 212H107V211H108ZM112 209L109 210V211H111V212H112V211H115V210H112ZM120 209H118L119 211H118V210H117V211L120 212ZM148 209H149V208H148ZM150 209H152V208H150ZM261 209H262V207H261ZM263 209H264V207H263ZM10 210H11V211H10ZM23 210H25V211L22 213ZM47 210H48V209H47ZM63 210H64V209H63ZM65 210H64V211L61 210V212L65 213ZM94 210H95V209H94ZM97 210H98V209H97ZM102 210H103V209H102ZM122 210H123L124 212H126L125 209H122ZM122 210H121V212H122ZM164 210H166V209L164 208ZM169 210H170V209H169ZM169 210H168V211H169ZM192 210H193V209H192ZM221 210H223V209H221ZM221 210L219 209V210H217V211H221ZM44 211H45V212H44ZM49 211H50V210H49ZM57 211H56V213H57ZM77 211H79V210H77ZM77 211H76V212H77ZM89 211H92V210H89ZM89 211H88V212H89ZM162 211H163V210H162ZM166 211H167V210H166ZM176 211H177V210H176ZM186 211H187V210H186ZM186 211H185V212H186ZM215 211H216V208H215ZM217 211H216V214L218 213ZM258 211H259V210H258ZM263 211H264V210H263ZM3 212H4V211H3ZM8 212H9L10 215L8 214ZM46 212H47V213H46ZM54 212H55V211H54ZM61 212H60V213H57V214L62 215ZM66 212H67V211H66ZM70 212H69V215H70ZM82 212H83V211H82ZM94 212H95V211H94ZM96 212H98V211H96ZM121 212H120V214H121ZM172 212H174V211H171V213H172ZM181 212H182V211H181ZM185 212H184V213H185ZM221 212H222V211H221ZM11 213H12V214H11ZM31 213H33V217H34V218L37 216V218H36V219H37V222H36V223L29 222V221H31V220H29V218L32 217V214H31ZM44 213H46V214H44ZM49 213H50V212H49ZM56 213H53V214H56ZM92 213H93V212H92ZM112 213H113V212H112ZM115 213H116V212H115ZM122 213H123V212H122ZM168 213H169V212H168ZM176 213H178V211H177ZM179 213H180V212H179ZM179 213H178V214H179ZM182 213H183V212H182ZM182 213H181V214H182ZM188 213H189V215L191 214V212H187V214L184 215V217L186 216V218H188V217H189V216H188ZM194 213H195V212H194ZM199 213H200V212H199ZM223 213H225V210H223ZM223 213H221V214H223ZM227 213H228V212H227ZM3 214H4V213H3ZM29 214H30V217L27 216V215H29ZM35 214H36V215H35ZM65 214H66V213H65ZM98 214H97V215H98ZM117 214H118V216H119V213H117ZM125 214H126V213H125ZM169 214H170V213H169ZM181 214H180V215H181ZM196 214H197V213H196ZM213 214H214V213H213ZM218 214H219V213H218ZM221 214H219V217H220ZM240 214H241V213H240ZM1 215H2V214H1ZM8 215H9V216H8ZM11 215H12V216H11ZM34 215H35V216H34ZM47 215H48V214H47ZM50 215H51V214H50ZM60 215H59V216H60ZM95 215H96V214H95ZM100 215H99V217H100ZM163 215H164V213H163ZM173 215H174V214H173ZM176 215H177V214H176ZM192 215L194 216L193 213H192ZM199 215H201V214H199ZM257 215H258V214H257ZM114 216H115V215H114ZM165 216H166V215H165ZM165 216H164V217H165ZM187 216H188V217H187ZM221 216H222V215H221ZM223 216H224V215H223ZM3 217H4V216H2V218H3ZM63 217H64V214L62 215V221H59V220H58V217H57L58 224H60L59 222H64V223L67 222V220L65 221V219L68 218L69 216H68V217H67V216L64 217V219H63ZM70 217H71V216H70ZM76 217H77V216H76ZM83 217H84V215H83ZM85 217H86V216H85ZM96 217H97V219H98V220L96 219V220L98 221V223H97V222H96V223H97V224H101L100 226H102V224L104 223V222H103V219L101 218V220H100L98 216H96ZM125 217H126V216H125ZM168 217H169V216H168ZM168 217H166L165 220H167ZM178 217H179V215H178ZM190 217H192V216H190ZM199 217H200V216H199ZM242 217H243V216H242ZM2 218H1V219H2ZM4 218H5V217H4ZM34 218H33V219L31 218V219H32V221L35 222L36 220H34ZM60 218H61V217H60ZM107 218H108V219H107ZM113 218H114V217H113ZM127 218H128V217H127ZM173 218H174V216H173ZM175 218H176V217H175ZM175 218H174V219H175ZM180 218H181V216H180ZM180 218H178V219H180ZM186 218H184L185 220L181 218V220L183 221V223H182L180 226H179L178 223H176V222H177V221H176L177 219L174 220L175 223L178 224L179 227H181V228H180L181 231L184 232L183 235H185L186 229H188V228H187V227H188L187 224L189 223V220H190L189 218H188V220H186ZM192 218H193V217H192ZM229 218H230V217H229ZM1 219H0V220H1ZM22 219H24L25 221L22 220ZM115 219H117V217H116ZM161 219H162V218H161ZM163 219H164V218H163ZM168 219H170V218H168ZM193 219H194V218H193ZM215 219H216V218H215ZM220 219H221V218H220ZM60 220H61V219H60ZM63 220H64V221H63ZM74 220H76V218H75ZM78 220H79V219H78ZM126 220H127V219H126ZM126 220H125V221H126ZM191 220H192V219H191ZM195 220H196V219H195ZM221 220H222V219H221ZM52 221H53V222H52ZM68 221H69V219H68ZM79 221H80V220H79ZM79 221H78V222H79ZM82 221H83V220H82ZM99 221H100V223H99ZM106 221H108V223H107ZM116 221H117V220H116ZM116 221H115V225L113 224L114 227L116 226V223H117ZM128 221H130V220H128ZM163 221H164V220H163ZM168 221H169V220L164 221V222H165L164 224H169V223H167ZM170 221H171V220H170ZM178 221H179V220H178ZM187 221H188V223H186ZM212 221H213V219H212ZM3 222H5V221H3ZM7 222H8V221H7ZM12 222H13V221L11 220V223H12ZM72 222H73V221H72ZM109 222L112 223V224L110 225ZM130 222H131V221H130ZM130 222H129V223H130ZM180 222H181V221H180ZM192 222H193V221H192ZM205 222H206V221H205ZM230 222H231V221H230ZM263 222H264V221H263ZM51 223H52V226H51ZM55 223L57 224V221H56ZM64 223H61L62 226H64V225H63ZM93 223H94V222H93ZM120 223H121V222H120ZM122 223H123V222H122ZM126 223H127V222H126ZM161 223H162V222H161ZM171 223H172V222H171ZM7 224H8V223H7ZM7 224H6V225H7ZM58 224L56 225V227L61 228L59 231L62 232L63 228L61 227V224H60V225H58ZM67 224H68V222H67ZM67 224H66V226H67ZM75 224H76V223H75ZM80 224H81V223H80ZM97 224H96V225H97ZM107 224H108V225H107ZM190 224H191V223H190ZM196 224H197V223H196ZM196 224H195V225H196ZM198 224H199V223H198ZM260 224H261V222H260ZM2 225H3V226H2ZM41 225H42V226H41ZM70 225H71V223H70ZM78 225H79V224H78ZM85 225H86V224H85ZM87 225H88V224H87ZM121 225H122V224H121ZM131 225H132V224H131ZM199 225H200V224H199ZM218 225H219V224H218ZM232 225H233V224H232ZM10 226H11V225H10ZM39 226H40V229H41V230L39 229L40 232L37 231L38 228H39ZM72 226L74 227L73 224L71 225V227H72ZM100 226H98V227L101 228ZM118 226H119V224H118ZM123 226L126 227L125 225H123ZM123 226H122V228H123ZM162 226H163V225H162ZM164 226H165V225H164ZM169 226H170V225H169ZM169 226H168V227H169ZM172 226H173V225H172ZM174 226H175V224H174ZM174 226H173V227H174ZM197 226H198V225H197ZM205 226H206V225H205ZM41 227H42V228H41ZM46 227H47V228H46ZM46 227H45V228L48 230L49 227H48L47 225H46ZM67 227H68V226H67ZM71 227H70V229H71ZM73 227H72V228H73ZM75 227H76V225H75ZM104 227H103V229H104ZM166 227H167V226H165V228H166ZM170 227H171V226H170ZM175 227H176V226H175ZM175 227H174V229H175ZM190 227H194V226L192 225V226H189V228H190ZM224 227H225V226H224ZM108 228H107V229H108ZM111 228H112V227H111ZM115 228H116V227H115ZM115 228H113V229L115 230V233H117ZM122 228H121V229H122ZM130 228H131V227H130ZM130 228H129V224H128V227H127V228H123L124 231H123V229H122V231H119V230H118V231H119V232H118V233H119L118 235H120V233L122 232V233H123V236H122V238H117V239H118L117 242L121 244V243H123V242L126 240V242L129 243V244L131 245L130 247H132V248H131V250H132L133 248H135L134 246H132V244L136 243V240H137L138 238L135 239V235H136V234H135V232H133V229H130ZM132 228H134V226H133ZM162 228H163V227H162ZM199 228H200V227H199ZM227 228H228V227H227ZM46 229H45V230H46ZM64 229L67 230L66 227H65ZM118 229H120V227H119ZM121 229H120V230H121ZM169 229H170V228H169ZM177 229H178V228H177ZM192 229H194V228H192ZM192 229H190V230H192ZM195 229H196V227H195ZM197 229H198V228H197ZM202 229H203V228H202ZM224 229H225V228H224ZM1 230L3 231V229H1ZM47 230H46V232H47ZM49 230H48V231H49ZM57 230H58V228H57ZM77 230H78V229H77ZM77 230H76V231H77ZM134 230H136V229L134 228ZM163 230H164V229H162V231H163ZM171 230H172V229H171ZM59 231H58V232H59ZM105 231H106V230H105ZM110 231H111V229H110ZM110 231H108V232H110ZM162 231H161V232H162ZM174 231H175V230H174ZM174 231H173V232H174ZM176 231H177V230H176ZM187 231H188V230H187ZM196 231H198V230H196ZM200 231H201V230H200ZM205 231H207V230H205ZM219 231H221V230H219ZM226 231H227V230H226ZM56 232H57V231H56ZM58 232L55 233V234L59 235L60 232H59V234H58ZM77 232H78V231H77ZM106 232H107V231H106ZM111 232H113V230H112ZM136 232H137V230H136ZM138 232H139V231H138ZM164 232H165V231H164ZM171 232H172V231H171ZM171 232H170V234H171ZM182 232H179V233H182ZM188 232H189V231H188ZM188 232H187V233H188ZM192 232H195V231H192ZM224 232H225V230L223 231V233H224ZM38 233L41 234V237L39 236L40 234H38ZM74 233H75V232H74ZM167 233H169V231H168ZM177 233H178V232H177ZM177 233H176V234H177ZM187 233H186V234H187ZM195 233H196V232H195ZM228 233H229V232H228ZM48 234H49V233H48ZM52 234L54 235V233H52ZM52 234H51V235H52ZM62 234L64 235V232H63ZM62 234H61L60 236H62ZM111 234H113V233H111ZM172 234H173V233H172ZM172 234H171L170 236H172ZM176 234H175V236H174L175 238H176V236H177ZM188 234H189V233H188ZM188 234H187V235H188ZM199 234H200V233H199ZM224 234H225V233H224ZM3 235H2V236H3ZM53 235H52V236H53ZM115 235H117V234H115ZM115 235H114V236H115ZM121 235H122V234H121ZM161 235H162V234H161ZM191 235H192V234H191ZM222 235H223V234H222ZM222 235H221V236H222ZM60 236H57L56 238H58V237H60ZM64 236H65V235H64ZM68 236H69V235H67V238H68ZM70 236H71V235H70ZM77 236H78V235H77ZM110 236H111V235H110ZM140 236H141V235H140ZM168 236H169V235H168ZM168 236H166V237H168ZM170 236H169V237H170ZM181 236H182V235H181ZM193 236H194V235H193ZM198 236H199V235H198ZM223 236H224V235H223ZM49 237H50V235H49ZM49 237H48V239H45V238H44V239L46 240V243H47L48 240H50ZM53 237H55V235H54ZM111 237H112V236H111ZM164 237H165V236H164ZM166 237H165V238H166ZM174 237H172V239H173V240H176V239H174ZM196 237H197V236H196ZM0 238H1V237H0ZM56 238H55V239H56ZM60 238H61V237H60ZM60 238H58V240L60 241V240L62 239V241L59 242V241L57 240L58 242L55 241V244L57 243V248H59V247H58V245H59L60 248L62 249L61 252H63V253L66 254L67 250H66V252H65L63 248L69 246V249H71V247H72V246H70V243H71V242L68 241V242H69V245H67L68 242H65L67 239L64 237L65 239H64V241H63V236H62L61 239H60ZM178 238H179V237H178ZM44 239H43V245H45V244H44V241H45ZM53 239H54V238H53ZM53 239H52V240H53ZM111 239H113V238H111ZM121 239H125V240L122 241ZM144 239H145V238H143V240H144ZM185 239H186V238H185ZM191 239H193V238L191 237ZM262 239H263V237H262ZM262 239H261V240H262ZM31 240H32V242H30ZM68 240H69V239H68ZM139 240H140V239H138V241H139ZM145 240H146V239H145ZM145 240H144V242H145V245H146V244H147V243H146L147 241H145ZM181 240H182V238H181ZM181 240H180V241H181ZM198 240H199V239H198ZM202 240H203V239H202ZM72 241H73V240H72ZM114 241H115V240H114ZM165 241H166V240L164 239V242H165ZM168 241H169V240L167 239V241H166L167 243L173 242L172 240H171L170 242H168ZM178 241H179V240H178ZM184 241H186V243H187V240H184ZM263 241H264V239L262 240V242H263ZM29 242H30V244H29ZM34 242H33V244H34ZM39 242H40V241H39ZM41 242H42V240H41ZM51 242H54V240L51 241ZM199 242H200V241H199ZM222 242H223V241H222ZM229 242H230V241H229ZM2 243H3V244H2ZM115 243H116V242H115ZM137 243H138V242H137ZM139 243L142 244L143 242H141V240H140ZM174 243H175V241H174ZM178 243H179V242H178ZM183 243H185V242H183ZM6 244H7V245H6ZM35 244H37V243H35ZM78 244H79V243H78ZM81 244H82V243H81ZM129 244H128V245H129ZM170 244H171V243H170ZM225 244H227V243H225ZM263 244H264V242H263ZM38 245H39V244H38ZM40 245H41V243H40ZM66 245H67V246H66ZM116 245H117V244H116ZM118 245H119V244H118ZM118 245H117V247L120 246V245H119V246H118ZM128 245H126V246H128ZM148 245H149V244H148ZM148 245H147V247H146V246H144V247H145V248H150V247H148ZM163 245H164V244H163ZM168 245H169V244H167V245L165 244L164 246H166V247H169V246L172 247L171 245H169V246H168ZM176 245H177V244H175V246H176ZM178 245H179V244H178ZM184 245H185V244H184ZM184 245H183V246H184ZM45 246H46V245H45ZM47 246H49V244H47ZM51 246H52V245H51ZM54 246L56 247V245H54ZM54 246H53V248H52V249H54L53 251L56 250ZM83 246H84V245H83ZM114 246H115V245H114ZM123 246H125L124 243H123ZM126 246H125V249H126ZM139 246H141V245H139ZM195 246H196V245H195ZM39 247H40V246H39ZM43 247H44V246H43ZM62 247H63V248H62ZM111 247H112V246H111ZM117 247H116L115 251L117 250ZM128 247H129V246H128ZM185 247H186V246H185ZM197 247H198V245H197ZM222 247H223V246H221V250H222ZM36 248H37V247H36ZM67 248H68V247H67ZM67 248H65V249H67ZM107 248H108V247H107ZM112 248H113V247H112ZM119 248H120V247H119ZM136 248H138V246H137ZM145 248H143V250H144ZM164 248H165V247H164ZM172 248H174V247H172ZM177 248H178V247H177ZM228 248H229V246H228ZM48 249H49V248H48ZM52 249H51V251H52ZM120 249H122V247H121ZM141 249H142V247H141ZM166 249H167V248H166ZM166 249H165V250H166ZM170 249H171V248H170ZM170 249H167L166 251H169ZM198 249H199V248H198ZM18 250H19V253H18ZM38 250H39V249H38ZM40 250H41V249H40ZM40 250H39V251H40ZM71 250H72V249H71ZM71 250H70V251H71ZM74 250H75V249H74ZM81 250H82V249H81ZM111 250L114 251V249H110V251H111ZM123 250H124V249H123ZM129 250H130V249H129ZM145 250H146V249H145ZM145 250H144V251H145ZM171 250H173V249H171ZM175 250H176V249H175ZM210 250H211V249H210ZM42 251H43V250H42ZM44 251H45V250H44ZM46 251H47V248H46ZM53 251H52V253H53ZM56 251L58 252V251H60V249H59V250H56ZM56 251H55V252H56ZM68 251H69V250H68ZM103 251H104V250H103ZM105 251H107V250H105ZM113 251H111V252H113ZM120 251H122V250H120ZM124 251H125V250H124ZM124 251L122 252L123 254H121V255L125 257L126 254H124ZM134 251H135V249H134ZM136 251H137V249H136ZM147 251H148V250H147ZM166 251H165V252H166ZM227 251H228V250H227ZM30 252H31V250H30ZM34 252H35V248H34ZM36 252H37V249H36ZM55 252H54V254L56 255L57 252H56V253H55ZM77 252H78V251H77ZM117 252H118V250H117ZM137 252H138V251H137ZM149 252L152 253L151 251H149ZM165 252H164V253H165ZM171 252H172V251H171ZM21 253H23L24 255L26 254L25 252H21ZM32 253H33V252H32ZM42 253H43V252L40 253L41 256H42ZM47 253H48V251H47ZM49 253H50V252H49ZM63 253H62V254H63ZM68 253H69V252H68ZM105 253H106V252H105ZM105 253H104V254H105ZM115 253H116V252H115ZM119 253H120V252H119ZM125 253H126V252H125ZM161 253H162V252H161ZM161 253H160V254H161ZM210 253H211V252H210ZM226 253H227V252H226ZM226 253H225V254H226ZM23 254H22L21 257L24 256ZM34 254H35V253H34ZM59 254H61V253H59ZM109 254H110V252L108 253V258H109ZM111 254H113V253H111ZM157 254H158V253H157ZM157 254H156V255H157ZM162 254H163V253H162ZM231 254H232V253H231ZM12 255H13V254H12ZM26 255H27V254H26ZM26 255H25V256H26ZM28 255H29V254H28ZM28 255H27V256H28ZM38 255H39V254H38ZM49 255H50V254H49ZM101 255H102V254H101ZM117 255H118V254L116 253L115 256H117ZM119 255H120V254H119ZM121 255H120V256H121ZM127 255H128V254H127ZM156 255H155V256H156ZM164 255L166 256V254H164ZM170 255H171V254H170ZM170 255H169V256H170ZM14 256H16V255H14ZM30 256H32V255H29V257H30ZM43 256H45V253H44ZM51 256L53 257V255H51ZM56 256H59V255L57 254ZM71 256H72V255H71ZM106 256H107V254H106ZM112 256H114V255H112ZM131 256H133V254H132ZM131 256H130V257H131ZM169 256H168V257H169ZM12 257H13V256H12ZM21 257H20V258H21ZM38 257H39V256H38ZM59 257H60V256H59ZM126 257H127V256H126ZM17 258H18V257H17ZM33 258H35V257H33ZM49 258H51V257H49ZM62 258H63V257H62ZM65 258H66V257H65ZM97 258H98V257H96V260L98 261ZM106 258H107V257H106ZM106 258H104V259H106ZM119 258H120V257H119ZM119 258H118V259H119ZM121 258H122V257H121ZM135 258H136V257H135ZM226 258H228V257H226ZM7 259H6V260H7ZM29 259H31V257H30ZM29 259H28V260L26 259L27 262L30 261ZM36 259H37V258H35V260H36ZM38 259H39V258H38ZM38 259H37L36 261H38ZM40 259H41V258H40ZM42 259H43V258H42ZM55 259H56V258H55ZM58 259H59V258H58ZM58 259H57V260H58ZM99 259L101 260L102 258H99ZM116 259H117V257H116ZM125 259H126V258H125ZM138 259H139V258H138ZM138 259H137V260H138ZM224 259H225V258H224ZM6 260H4V261H6ZM15 260H16V259H15ZM20 260H21V259H20ZM24 260H25V258H24ZM31 260H32V259H31ZM67 260H68V259H66L65 261H67ZM69 260H70V259H69ZM94 260H95V258H94ZM96 260H95V262H96ZM102 260H103V259H102ZM120 260H121V259H120ZM120 260H119V261H120ZM137 260H136V261H137ZM168 260H169V259H168ZM168 260H167V261H168ZM17 261H18V260H17ZM21 261H23V259H22ZM33 261H34V259H33ZM40 261H41V260H40ZM40 261H39V263H40ZM60 261H61V260H60ZM60 261H59V262H60ZM78 261H79V260H78ZM105 261H106V260H105ZM114 261H116V260H114ZM117 261H118V260H117ZM119 261H118V262H119ZM128 261H129V260H127V262H128ZM228 261H229V260H228ZM15 262H16V261H15ZM15 262H14V263H15ZM23 262H24V261H23ZM71 262H72V261H71ZM99 262H100V261H99ZM99 262H98V264H100ZM102 262H103V261H102ZM112 262H113V261H112ZM18 263H19V262H18ZM21 263H22V262H21ZM24 263H25V262H24ZM29 263H30V262H29ZM31 263H32V262H31ZM31 263H30V264H31ZM34 263H35V262H34ZM56 263H57V261H56ZM56 263H54V264H56ZM113 263H114V262H113ZM132 263H133V261H132ZM135 263L137 264V262H134V264H135ZM7 264H8V263H7ZM15 264H16V263H15ZM35 264H37V263H35ZM63 264H64V263H63ZM81 264H82V263H81ZM92 264H93V263H92ZM96 264H97V263H96ZM130 264H131V263H130ZM227 264H228V263H227Z\"/></svg>",
    "mask_w": 264,
    "mask_h": 264
},
{
    "label": "clouds",
    "instance_id": "3",
    "mask_svg": "<svg viewBox=\"0 0 264 264\" xmlns=\"http://www.w3.org/2000/svg\"><path fill=\"white\" fill-rule=\"evenodd\" d=\"M132 2L137 11L143 10L142 0ZM148 3L154 14L164 13L170 18L174 32H189L207 19L208 23L204 24L194 44L195 49L206 52L212 65L223 68L239 48L241 55L260 62L258 76L264 80V28L260 23L254 22L239 33V47L230 44L229 32L217 39L211 23L213 15L222 18L225 25H235L239 17L264 21V11L258 9L256 0H148ZM41 4L57 11L73 33L85 32L90 27L91 0H0V131L5 123L10 126V138L0 139V146L29 154L44 149L46 153L51 151L52 157L43 165L47 169L44 180L63 190L69 184L72 169L54 152L74 144L77 129L84 134L88 127L74 121L67 112L49 107L50 102L57 99L52 89L43 85L30 86L37 74L43 77L53 71L49 40L43 38L41 28L33 29L21 20L22 14L46 15V8H41ZM197 13L200 14L199 23H196ZM51 46H55V41H51ZM130 103L142 106L146 114L155 109L146 88L133 96ZM237 146L245 163L264 164V141L252 129L239 133ZM84 150L78 147L77 155ZM142 151L143 146L137 144L135 158H140ZM115 159L120 170L126 172L128 161L123 156ZM37 170L25 162L0 163V190L8 199H29L39 192L43 195L36 203H42L44 190Z\"/></svg>",
    "mask_w": 264,
    "mask_h": 264
}]
</instances>
